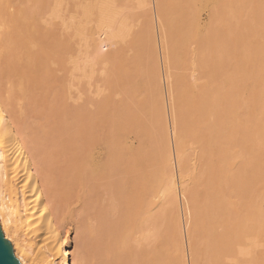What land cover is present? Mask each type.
Returning a JSON list of instances; mask_svg holds the SVG:
<instances>
[{"label": "bare ground", "instance_id": "obj_1", "mask_svg": "<svg viewBox=\"0 0 264 264\" xmlns=\"http://www.w3.org/2000/svg\"><path fill=\"white\" fill-rule=\"evenodd\" d=\"M14 1L15 0H0V60H1V63H0V226L2 227V230L4 232L3 234L5 235V237L11 240V242L13 244L14 253L16 254V256L19 259V261L21 262V264H75L76 263V262H74L75 259L72 258V245H71L72 242L69 241L70 239L68 240V236H67V232H66L67 230H65L64 232H62V231L64 230V228L68 224L69 225H68L67 228H69L70 224L75 223V217H77L76 220H78L79 216L76 215L78 212L76 213L75 211H79V209H80L79 207H82L84 204L88 203L87 202L89 200L88 197L91 198V199L94 197L95 203H96V198H97V196L99 195V193L101 191L100 190L101 188L99 189V186L100 187L102 186V185H99L100 181H105L106 179H108V178L110 179V177L113 178L114 175H116L115 178H117L122 183V186H124L125 189H126V191H125L126 196H129V198L134 197V196H137V197L140 196L141 201L137 202L138 205H135L136 207L135 206L134 207H135V209H138L137 206H140L139 207L140 209H138V210L141 211L143 206H147L148 208L149 207L151 208V207H154L155 205H157L156 204L157 201L154 200L155 199V194H156L154 190L157 189L156 188L157 186H161V188H163L165 185L162 186L161 183L162 182L164 183V179L167 180V178L166 177L165 178L162 177L163 181H161V177L158 176L159 172L158 173L156 172V171H158V169H157L155 172H153L154 174L157 173L156 178H155V176H153V177L151 176L152 178L150 177V179L147 182L146 179H147V176H148V166H149L148 160H147V157H146V154H148L147 153V147H146L147 145H144L145 143L142 144V142H138V143L135 144L134 142H131V141H122V140L119 141V139L118 140H113V139L109 140L108 135L110 134L111 131L109 132L108 130H109L110 125H104V124H106L105 121L103 122L104 124H102L101 122L97 121L98 118L96 117V114H95V112H94V110L92 108H91V111L89 113H88V111L86 112V115L84 116V118H86V120L83 118V119H79V121H78L77 120L78 117L75 118V122L76 121H78V122L81 121L82 123H84V121H85V123H87L89 125V128L87 127V129H88L87 132H84L83 131L84 129L82 128L83 130L79 129V131L83 135L82 137L80 136V133L79 134H76V133L72 134L71 133L70 137H68L67 140L60 141L62 139V137H64L65 134H66V130L64 129L63 126H61V124L64 122V117L72 116L74 114L73 110H71V109L75 108L74 106H76L73 100H75L76 97H78V99H79V98H82L84 96V95L81 96L83 91L80 90V87L82 86L81 84L84 83L81 80H84V79H82L81 76H78V78H75L76 76H74V73L72 72L73 71L72 68L76 69L77 67H78V70H77L78 72L75 75H77L79 73V71H83L84 70V69H82L80 67V66H82L81 62H79L80 61L79 60L80 56L76 55V53H74L76 51L73 48V47H75L77 45L79 46L80 43L76 45V42H75L76 40H74L75 46L71 45L72 49H71V47H68L69 45L67 46V48H66V46H64L67 49V51L69 49H71L70 51H72V52L68 51L69 53L72 54L71 55L72 59L70 60V62H69V60H66L67 63L70 66H73L71 68V70H72L71 73H70V70H69V72H67L69 74L73 73L72 78H62L64 76H61L60 75L61 73L59 74L61 76V78H59V77L55 78L54 75H53L54 74L53 72H52L53 73L52 74L53 78H50L51 77V73H50L49 69H53V68L50 67L51 61L50 62L48 61V58H49V60H51L50 57L49 56L47 57V55H46V45L49 44V43L44 45V42H46L44 40H46L47 36L45 34L46 33L45 30H44L45 33L41 32V30H43L45 28L40 29L41 28L40 27L41 23H42V25H44V24H43V21L41 22V20H42L41 16H40V19H41L40 22H39V18H37L39 16L38 14H40L41 12L37 14L38 16L36 15V17L33 18V16H31V15H33L34 13L33 14L31 13V15L27 13L28 11H31V8H30V10H23V8L22 9H18L20 7V5L17 4V5H19V7H17L15 5L16 2H14ZM80 1H81V3H80ZM82 1H83L84 5L86 3V6L84 7V9L86 11L84 13L89 12V14L91 16V18H89V20H90V23H89L90 25L89 26L93 25L94 29L92 28V30H90L91 33L86 31L85 28L88 27L87 26L88 24L87 25L85 24L86 20H85L84 16H82L83 18H80L81 14H80V16L77 15L79 17L78 23L81 24V19H84L85 21L84 20L83 21L85 23H84L83 26L79 25V27H78L77 26V21H75V19H74V21L76 23L75 27H77L78 29L76 30L77 33H75V31H71V32H73L75 34V36H76V34L79 35V33H78L79 28H81L79 30V31H81V30H83V27L86 25V27L84 28V33L86 31L85 35L88 37L89 34H90V36H91V37H88L91 40V43H90L91 46L88 44L89 43L88 42L89 39L87 38V40H86L88 42L87 44L90 46V49H87L88 52H87V50L84 51L82 48H81V50L79 49L81 52L84 51L83 54L85 53L83 58L81 57L82 58L81 60L84 59L88 63H92V62L96 63V61H97V64H99L100 66L101 65L102 66H105V65L107 66V64L111 63L112 60L113 61L117 60L115 55H111L108 52H111L113 50V48H114L113 46H115L116 44H117L116 47H118L119 43L120 44L123 43L122 42L123 40L121 41V39L123 37V33H122V37H121V31H124L125 29L124 30H121V29H122V26H123V19H126L127 17L123 16L122 10L120 8L121 6L119 7V5H118V0H78L76 3H79V4L83 5ZM155 1L156 2H154V3H156V4H154V5H155V8H156L155 9L156 13L155 12L154 13L156 14L157 28H158V32H159V33L157 32V35L158 34L159 35H158V39L156 38L157 41L154 42L153 46L150 44L148 46V49L151 48V51H149V52H152L150 54H153V55H154V51L155 50L160 49V53L158 52L159 51L158 50L157 54H158V58L160 56L162 61H163L162 63H163L164 66L162 68L165 71V69L167 68L166 65H167L168 61L171 62V61L175 60V62L174 63L172 62L171 65L175 64L178 67H179V65L181 66V64L183 65V63H182L183 61L182 60L184 59V57H183L184 54L180 53V52H183V49L181 48L182 49L181 50L180 46L182 45V43L185 45V42H187L189 39L188 40L184 39L182 43L176 42V40L180 39V38L177 37L178 30L171 31V29H170L171 27H169L170 26L169 23L171 21L166 18V20H167V22H166V20L164 18L165 11H163V8H165V7L161 6L162 1L161 0L160 1L159 0H155ZM19 2H20V0H19ZM40 2L37 1L36 5L40 6L39 8H40V11H41L42 10L41 8H42L43 4H41ZM63 2L67 3V1L65 2V0H56L53 4H52V2H50L51 3L50 5L52 7L54 5L62 6L61 3H63ZM137 2H138V0H137ZM147 2H149V1H147ZM120 3H122V2H120ZM192 3H194V2H192ZM26 4H28V2ZM79 4H76V5H79ZM142 4H143V2H142ZM187 4H188V2H187ZM81 5L79 7H81V10H83L82 7L84 5L83 6H81ZM149 6H150V4H149ZM158 6H159V8H158ZM46 7H48V9L50 10L49 6L46 5ZM63 7H66V8H69V9H70V7L72 8V6H70V4L68 5V7L67 6H63ZM76 7L78 8V6H76ZM86 7H88V8H86ZM43 8L45 9V6ZM56 9L59 10V8H56ZM88 9H89V11H87ZM151 10H152V8H151ZM62 11H63V8H62ZM64 11H66L65 8H64ZM75 11H77V10L75 9ZM75 11L73 13H75ZM42 12L44 13V11H42ZM46 13H48V12H46ZM149 13H150V11H149ZM151 13H153V11H151ZM48 14H50V13H48ZM54 14H56V11H55ZM61 14H63V13H61ZM66 14H71V12L70 13L67 12ZM58 15H60V14L58 13ZM50 16H51V14H50ZM55 16H57V15H55ZM77 16H75V18ZM85 16H86V14H85ZM151 17H149V18H151ZM57 18H58V16H57ZM64 18H66V17H64ZM146 18H147V16H146ZM61 19H63V18H61ZM61 19H58V20H61ZM209 19H212V18L210 17ZM214 19L216 21L217 18L214 17L211 21H213ZM64 20H66V22L69 21L68 19H63L61 21L63 22ZM89 20H87V21H89ZM128 20H129V18H128ZM128 20H126V21L129 22L130 20L129 21ZM142 20H143V18H142ZM61 21H59V23H58L59 25L60 24L63 25V23H60ZM83 21H82V23H83ZM126 21L124 22L125 23L124 26H126L127 24H130V23H126ZM45 22H47V21H45ZM179 22H181V21H179ZM64 23H65V21H64ZM91 23H93V24L91 25ZM137 23H138V21H137ZM215 23L216 22L212 23V22L209 21L210 26L208 25V27H210V29H215V28H213V27H215V25H214ZM65 24H67V23H65ZM68 24H70V23L68 22ZM71 24H74V23L71 22ZM149 24H151V23H149V21H148V25ZM59 25H58V27H59ZM74 25H71V26H74ZM229 25H230V23H229ZM63 26H60V28L61 29L64 28V27L66 28V26L69 27L70 25H66L64 27ZM131 26H132V24H131ZM141 26H143V25H141ZM154 26H156V25H154ZM154 26H152V27H154ZM69 28H71V27H69ZM139 28H140V26H139ZM168 28H169L170 32L167 31ZM177 28H179V27H177ZM57 29H59V28H57ZM87 29L89 30L90 28H87ZM130 29H132V27H130ZM200 29H202V28H200ZM62 30L64 31L65 29H62ZM70 30L67 31L68 34L70 33L69 32ZM96 30H97L98 33L96 32ZM147 30H149V29H147ZM152 30H153V28H152ZM154 30H155V28H154ZM234 30H235V28H234ZM131 31H129V32L131 33ZM240 32H245L246 34L240 33ZM96 33H97V35L99 34L97 37H96ZM109 33H113V34H115V35H117L119 37V39H117L116 42H111L110 43V44H112L111 47H113V48H111L109 46V43H107L109 41L107 40L106 43L111 48L110 49L111 51L107 50L108 48L107 49L105 48V44L106 43H104V40H105L104 39L105 38L104 34H109ZM124 33H126V31ZM150 33H152V32H150ZM150 33H149V35H150ZM154 33H155V31H154ZM219 33H220L219 31H215L213 34L206 36L204 42L205 41H207L209 43L212 42L213 45L211 43H210V45H212V46L203 44L205 47H203L202 45H201L202 47H198L199 52L200 51L203 52V50H202L203 48H204L205 52H206L207 49H212V48L221 50V46L222 45L220 47L218 45L216 46V44L219 43V37H220V34H221V33L220 34ZM247 33L248 32H246L245 30H240L236 34H238V36L241 35L242 38H243V36L247 35ZM47 34L48 35L51 34V36H53L52 33H47ZM70 34H72V33H70ZM155 34H153V35H155ZM213 35H214V38H213ZM128 36H129V34H128ZM238 36L236 38L237 41H239V42L241 41L240 42L241 44L244 43L242 41L246 42L247 38L246 39H240L241 37H238ZM49 37H50V35H49ZM49 37H47V38H49ZM76 37L78 38V36H76ZM51 38L52 37H50V39ZM54 38L57 39V37H55V36H54ZM80 38H82V37H80ZM83 38H82V40H84ZM130 38H129V40H130ZM175 38H176V40H175ZM126 39H128V38H126ZM230 39H231V37H230ZM49 41H51V40H49ZM125 41H124V43H126ZM179 41H182V40L180 39ZM196 41H197V39H196ZM80 42H82V41L80 40ZM128 42L130 43V41H128ZM207 42H205V43L207 44ZM220 42H221V40H220ZM178 43H179V46H178ZM57 44L60 45V43H57ZM80 45H83V44H80ZM124 45L127 47L128 44L127 45L124 44ZM184 45H182V47H184ZM186 45H188V44H186ZM52 46H53V44H52ZM89 46H88V48H89ZM59 47H60L59 49L63 51L64 47H63V49L61 48V46H59ZM128 47L130 48L129 45H128ZM131 48H133V47H131ZM190 48H192V47H190ZM130 49H129V51H130ZM198 49H195V48H194V50L192 49L193 50L192 53H191L192 50H189L190 53L192 54V56L190 55V58H188L190 53L187 54V55L185 53V55L187 57V58L185 57L186 58L185 61L187 62V59H189L188 63L190 61V71H191V73L188 71L190 73V78H192L193 81L197 82V79H198L197 76H199V74H200L199 80H200V78L204 79V82L202 80V82L199 83V84L197 82V86L195 85L196 88L198 87L196 93L194 92L195 88H193L192 83H191V85H192L191 89L186 88L184 79H182V77H185V76L182 75L181 72H178V69H179V71H181L180 68L176 69L177 72H178L177 75H176L177 78H176L175 74L172 73V75L174 74L173 75L174 77L173 76L172 77L174 79L176 78V82L175 83L177 84V87H178L177 90H179L178 91V102H179V107H180L179 120H180L181 133L186 135L187 133L191 134L192 132H194V133L196 132L197 133V137L200 140V143L201 144L204 143L202 145H200V144L199 145L200 146L204 145V147L206 149V154L208 153L210 155H213V156L217 157V159L219 158L218 159V163L221 161V162H223L222 165H225L228 162L227 165L229 166L231 163L228 161V159H232V157L230 158V156H229V153L231 151H226V150L228 148L230 149V147H232L233 145H229V147L227 149L225 148L226 149L225 151H223L222 148L224 147L223 144L224 143L226 144V142H227V144H228V142L236 144V142H237L236 141L237 140L236 139V135H238V134H236V125H238V128H239V127H241L242 123L244 124V121L243 122L241 121L242 120L241 117H245V115H244L245 112L246 113L247 112H251V113L252 112L253 113L260 112V114L262 113L261 114L262 116L260 115L261 118H263V115H264V52H263L264 50H262V49H260L258 47H254V46L250 47V48L249 47H235V48L232 49V51L231 50L226 51L227 49L225 51H223L220 54V56L218 57V59H213V61H211L212 57L211 58L210 57L209 58L206 57L207 59H211L210 61H206L207 59L206 58L204 59V56H203V59L205 61H203V59H202V62H200V61H198V57L200 59L201 58L200 56L202 54L198 52L200 56H197V53H195V55H194V52L198 51ZM53 50H51V51H53ZM60 50H58L59 53L62 52ZM116 50L117 51H115V49H114V52L117 55V52L121 51L120 50V46H119V50L117 48H116ZM124 50H126V49H123V52H124ZM68 52H65V54H64V51L62 52L63 55L62 54L61 55L62 56L65 55L66 57L64 56V57H62V59L59 57L60 60L62 61V63H61L60 60H58L59 58H57L59 63L57 61H55L56 64L58 63V65H54L55 67L59 66L61 64H63V66H64V61L63 60H65V58L67 59L70 56V55H68L69 54ZM81 52H80V54H81ZM121 52H119V54ZM73 53L76 55V57L79 60L78 63H80L81 65H79L75 61L76 57L75 58L73 57L74 56ZM78 53H79V51H78ZM168 53L172 54V57L174 56L173 53L176 54L175 57H174L175 59L172 60V57L169 56ZM47 54H48V52H47ZM127 54H129V53H127ZM157 54H155V55H157ZM180 54H182V56ZM67 55H68V57H67ZM155 55H154V57H155ZM205 55H208V54H205ZM112 56H114L115 60L112 58ZM125 56H126V54H125ZM150 56H148V57H150ZM54 57H53V59H54ZM92 57L94 58V60L91 59ZM129 57H130V54H129ZM154 57L153 56L151 57L153 60L152 59H149V60H151L153 62L154 61H158V58H156L154 60ZM73 58H74V60H73ZM169 58H171V61H170ZM69 59H70V57H69ZM135 59H137V58H135ZM72 60H73V62H72ZM151 61H150V63H152ZM55 62H53V64H55ZM117 62H118V60H117ZM186 62L184 63V67L186 66L185 68L188 67V65H187L188 63L186 64ZM76 63L78 64L77 66H75ZM82 63H85V62H82ZM115 63H116V61H115ZM156 63H158V62H155V65H157ZM159 63H161L160 62V58H159ZM97 64H93V65H97ZM152 64H154V63H152ZM48 65H49V67H48ZM88 65L92 66V64H88ZM88 65H87V67H88ZM115 65L113 66L114 68H115ZM119 65H120V63H119ZM169 65H170V63L168 64V67H169ZM63 66L61 65L60 67L63 69L65 67V66L64 67ZM84 66H86V65L83 64V67ZM158 66L159 67L156 66L157 68H155V69L150 66L151 69L154 70L153 71L154 72L153 73L154 76H152L153 78L151 76L148 77L150 80H148V82L145 83V85H143L144 88H150L151 89L152 87H150V86L158 85V83L156 82V79L158 80V78L160 80V81L158 80L159 82L163 81L162 80L163 78L161 79V74H162L161 67H160V65H158ZM94 67H96V66H94ZM94 67L90 68V69H93L92 71H89L88 70L89 68L88 69L86 67L85 68L88 70L89 73L90 72L94 73L95 72L94 70H97V68L94 69ZM144 67L145 66H143V68ZM184 67L181 66L183 71H185ZM61 68L58 67L57 69H53V70H56V71H54V72H56L55 75H57L59 72H61V70H62ZM110 68H112V67L110 66ZM119 68H120V66H119ZM158 68H160V70ZM198 68H202V69L201 70L199 69V72H198V70H197ZM67 69H66V71H67ZM98 69L100 70L99 66H98ZM106 69H107V67H106ZM122 69L123 68H121V70ZM151 69L149 68V70L151 71V72L149 71L150 74H152V70ZM169 69L171 70V72H173V70L175 68L172 70V68L169 67ZM112 70H113V68L111 69V71ZM124 70H125V68H124ZM176 70H174L175 73H176ZM84 71H86V70H84ZM136 71L139 72V70H136ZM166 71H167V69H166ZM109 72H107V73H109ZM121 72H119V74ZM171 72H170V74H171ZM188 72H187V74L185 72H183V74H185L186 77H187V76H189ZM67 73H64V74H67ZM85 73L87 74V72H85ZM97 73H98V71H97ZM97 73H94V76ZM179 73H181L180 74L181 76L179 75ZM91 74L92 73H90V76H91ZM150 74H148V75H150ZM97 75H100V74H97ZM114 75H116V74H114ZM73 76H74V78H73ZM86 76H88V75H86ZM86 76H84V78ZM92 76H93V74H92ZM117 76H118V74H117ZM124 76H125V74H124ZM79 77H81V79H79ZM118 77H116V78H118ZM169 77H170V75L166 76L167 81H168L167 82L168 85H166V86H169V83H170L169 82V80H170ZM93 78H95V77L89 78V76H88V79H89L88 80L87 77H86L87 81L85 79L86 83H84L85 89L81 88L83 90H86V93H89V94H86L87 97L91 93H93L92 95H90L91 97L89 96L92 101L94 100L93 97L95 95L94 92H93L95 90L92 91V89H94L95 85L98 83V79L95 78L97 80L96 81ZM143 78H145V74H144ZM91 79H93V80H91ZM102 79H103V77H102ZM113 79H115V77ZM119 79H120V77H119ZM125 79H127V78H125ZM187 79L188 78H186V80ZM118 80H116V81H118ZM102 81H104V80H102ZM109 81L107 80V83H109ZM145 81H146V79H145ZM188 81H190V80L188 79ZM112 82H115V80L112 81ZM112 82L110 84L111 87H112V84H113ZM143 82H144V80H143ZM103 83H105V82H103ZM119 83H121V81ZM153 83H155V84H153ZM124 85L122 84V86H120V88L123 87ZM170 85H173V84H170ZM113 86H114V84H113ZM86 87H87V89H86ZM126 87L128 88V86H126ZM157 87L158 86H156L155 88H157ZM159 87H160V85H159ZM173 87H174V85H173ZM114 88H113V90H114ZM120 88H119V90H120ZM108 89H110V87ZM101 90H103V89H101ZM128 90H129V88H128ZM155 90H157V89H155ZM158 90H159V88H158ZM80 91H81V93H80ZM123 92H124V90H123ZM146 92H145V94H146ZM150 92H152V91H149L148 95H150ZM168 92H170L169 89H168ZM77 93L78 94L80 93V94L77 96ZM117 93L120 94V92H117ZM128 93L130 94V92H128ZM83 94H85V93H83ZM138 94H140V93H138ZM151 94H152V99H153V93H151ZM140 95L142 96V93ZM168 95H170V96H168ZM79 96H81V97H79ZM114 96H115V94H114ZM141 96H138V95L136 96L135 95L134 97H136V98L138 97V99H139V97H141ZM159 96H160V92H157V94L155 95L154 100H152V101H149V99H151V97H149L147 99L148 101L146 100L147 102H145L143 104V108L138 103L139 100H137V102H136L139 105H135V104L127 102L128 105L129 104L134 105V106H132V108L136 106L139 111H140V109L141 110L144 109V110H142V112L140 111V114H138L139 117H141L140 118L141 119L140 120V124H139L141 130L146 129V128H150V127H147V126H149V124H151V126L154 127V129L156 130V133H157L159 131L158 125H164V124L167 123V117L168 116L166 114H168V113H166L167 111H166V108L164 107L165 106V102H164V99H163L164 97H163V95H161V98H159ZM176 96H177V94H176ZM104 97H105V94H104ZM130 97H131V95H130ZM167 97L170 98V101L172 103L171 94L170 93L167 94ZM245 97H246V99H245ZM120 98H122V97L120 96ZM131 98L133 99V97H131ZM131 98H129V100ZM90 99H89V101H91ZM114 103H115V101H114ZM85 104H86V102H85ZM109 104H111V102ZM91 105L92 104H90V106ZM149 105H151V106L149 107ZM147 106L149 108H145ZM130 107H131V105H130ZM95 108H97V107H95ZM126 108H129V107H126ZM132 108H130V109H132ZM80 109H83V108H80ZM124 109H125V107L123 108V110ZM126 110L128 111V109H126ZM135 110H136V108H135ZM135 110H133V111H135ZM66 111H68V112H66ZM31 114L33 115L34 119L30 118V116L32 117ZM147 114L150 115V116H148ZM238 114L241 116V117L239 116L241 120L238 119ZM134 115H137V114H134ZM142 117L147 118V121L146 120L145 121H146V123L148 125L145 123V121H144V119H142ZM172 117H173V115H172ZM258 117H259V115H258ZM162 118L165 119L166 122L163 123ZM255 118L256 117H253V119H255ZM130 119L128 121L129 124H133V123L136 122V121H134V119H131V120ZM30 121H32V123L35 121L34 126H33L32 123H30ZM245 121H246V124H247V121L249 122V120H245ZM78 122H76V123H78ZM257 122H259V119L257 120ZM73 123H74V121H73ZM125 123H127V121ZM250 123H251V120H250ZM254 123H255V121H254ZM124 124H122L121 127L126 126ZM35 125H36V127H35ZM107 126H109V127H107ZM243 126H245V124ZM248 126L251 127V125H248ZM254 127L256 128L257 125L254 126ZM259 127L260 126H258V128ZM238 128H237V130H239ZM75 129H76V127H75ZM110 129H111V127H110ZM119 129H120V125H118L117 128L114 127V132L118 133L120 131ZM138 129H139V127H138ZM173 129H174V125H173ZM260 129H261L260 131L263 130L261 132V134H262L264 132V128H260ZM247 130L250 131V128H247ZM251 130H253V129H251ZM256 130H257V128H256ZM88 131H90V133ZM131 132H132V130H131ZM250 133L253 134L252 131ZM255 133H257V132H255ZM160 134H161V132L158 133V135H160ZM174 134H175V130H174ZM109 136H111V135H109ZM261 137L262 136H260V138ZM169 139H170L169 136L165 135V138L163 139L162 144H160L159 150L162 153V154H160V156H162V157L166 154L165 151H167V150H168V153L170 152V156L173 157L172 156V145H171V142H170ZM256 139H258V138H256ZM261 139H264V138H261ZM241 143H240V145H242ZM166 144H167V146H166ZM180 145L181 144H178L179 150H180ZM255 145H256V143H255ZM258 145H259V143H258ZM260 145H264V143L260 144ZM192 146H194V145H192ZM225 147H226V145H225ZM258 147H260V146H258ZM262 147H264V146H262ZM262 147H261V149H262V151H264ZM200 148L202 150V147H200ZM261 149H256V151L257 150L261 151ZM159 150H158V153H159ZM182 150H184V149H182ZM250 151H252V150H250ZM259 151H257V152H259ZM183 152L184 151H182V153ZM185 152H186V150H185ZM239 152H240V149H239ZM261 152H259V153H261ZM232 153H230V154L232 155ZM183 157H185V156H183ZM198 157H199V155H198ZM176 158H177V156L175 157V159ZM181 158H182V155H181ZM204 158H205V156H203V157L201 156L200 159L196 160L197 163H198L199 160H202V159L205 160ZM254 158H256L255 159V161H256L255 164L256 165L253 166V170H252V168H247L246 169V171L248 170L247 174H246L247 176L243 177V179L246 180V181H243L242 179H240L243 182L242 183L243 185L240 183L242 185V187H241L242 190L239 189L240 191H242V193L240 192V195H242V196H244V194L248 195L247 199L250 201V203L252 201V198L254 200L253 201V203H254L255 200H256V197H257V191L258 190L256 191L255 185L258 183V181H260V179L263 180V178H264V177L262 178V176H264V156H262L261 158L259 156H257V157L255 156ZM185 159H187V158H185ZM226 159H227V162L224 163ZM166 160L167 159H165L164 162ZM188 160H184V161H188ZM207 160L209 161V159H206V161ZM171 161H168L167 164H166V162H165V164L164 163L163 164L164 165H168L169 164V167H170V164H171L170 162ZM210 161H212V160H210ZM230 161L232 162V160H230ZM234 161L235 160H233V162ZM202 163H203V165H206L204 162H202ZM163 164H161L162 166H159L160 168L162 167L161 168V172H160V174H162V176H163L164 173H166V171H165L166 168H163L164 167ZM178 164L181 165L182 161H181V163L179 162ZM194 164L192 165V167L193 166L195 167L197 165V164L196 165H194ZM219 164H221V163H219ZM219 164H218V167H219ZM252 164L249 167H251ZM180 165H178V166L180 167ZM199 165H201V164H199ZM199 165H198V167H199ZM227 165L226 166H222V167L227 169L226 173H228V172L230 173L231 171L234 172L233 169H231V171L229 169V171H228L229 167ZM208 166H209V164H208ZM183 167H185V171H186V169H188V168H186V167H188L187 164H186V166H183ZM180 168H182V167H180ZM200 168H203V166L200 167ZM208 168H210V166ZM233 168H236V167H233ZM243 168H244V166H243ZM195 169H196V167H195ZM202 171H203V169H202ZM206 171H207V169L205 170V173H206ZM208 171H209V169H208ZM212 171H213V169H212ZM218 171H219V169H218ZM220 171L222 172V169H220ZM223 171H225V169H223ZM167 172H168V168H167ZM173 172H175L174 169H173ZM239 172H238V174H239ZM244 172L245 171H243V173ZM186 173H187V171H186ZM223 173L224 172H222L221 175ZM231 173H230V176L232 177V179L229 178L230 179L229 180L227 178V180H229V181H227L228 183H226V184H229V182H231L232 180L234 181L233 175H231ZM167 174H169V173H167ZM167 174H166V176H167ZM177 174H179V173H177ZM208 174H210V178H212L213 172H209ZM180 175H179V177H180ZM216 175H217V169H216ZM234 175H236V172H234ZM239 175H237V176H239ZM202 176H204V175H202ZM218 177H219V174H218ZM218 177L216 178L217 179L216 182L221 178V176H220L219 179H218ZM227 177H229V175ZM234 177H236V176H234ZM115 178H113V179H115ZM173 178H171V179L173 180ZM196 178L197 177L195 175V179ZM208 178H209V176H207L206 179H208ZM153 179H154V181H153ZM223 179L224 178H221L220 180H223ZM174 180H175V178H174ZM180 180H181V177H180ZM212 180H214V177L212 178ZM110 181H113V180H110ZM197 181H195V182H197ZM235 181H236V179H235ZM235 181H234V183H235ZM168 182L170 183L171 181H168ZM225 182H226V180H225ZM104 183H106V182H104ZM174 183H175V181L174 182L172 181V184H174ZM181 183H182V181H181ZM191 183L189 185H191ZM221 183H222V181H221ZM231 183H230V185H231ZM213 184L215 185L216 183H214V181H213ZM223 184H225V183H223ZM240 184H238V185H240ZM115 185H114V189H115ZM184 185H186V184H184ZM184 185H182V186H184ZM111 186H112V183H111ZM219 186H222V185H219ZM104 187H105V185H103V190H104ZM212 187L214 188V186H212ZM107 188L111 189L110 187H107ZM173 188L174 187H164L163 190L167 194L170 195L171 192L173 191ZM198 188H200V187H198ZM219 189L221 190L222 187L219 188ZM225 189L227 190L228 188L225 187ZM233 189H234V187H233ZM146 190H148V191L151 190L150 192H152V193L154 192L155 193V194H153L154 195L153 199H151V200L148 199V197H150L149 194H151V193H149ZM174 190H175V188H174ZM196 190L194 189V191H196ZM106 191L107 190L105 189V192ZM143 191L145 193L147 192V194L149 193L148 196H147V199L150 200L149 202L148 201L146 202L145 201L146 199H144L146 197L145 195H147V194L144 193L145 197H142ZM176 191H173V192H176ZM179 191H181V190H179ZM192 191H193V189H192ZM196 192L199 193L198 191H196ZM227 192H230V191L227 190ZM184 193H185V191H184ZM213 193H214V191H213ZM222 194L223 193L217 191L216 193H214L212 195V198H211L212 201H211V199L209 200V202H210L209 206L206 207L207 205H204L206 207V209L210 208L209 209L210 211L211 210H215L214 212H216L215 213L216 217L215 216L214 217H215V219L218 217L217 220H219V223H221V227H222L221 228V227L217 226L219 229H221L220 233H218L219 232V229H218V232H217L218 235L213 232L215 235L212 234V236H211L210 233H208L206 231L210 237L208 236L209 238L208 239L206 238L207 241H208L207 243L209 244V247H208L207 243H206L207 247L206 246L205 247L207 249L209 248L210 250H209V253H207L208 252L207 249L204 250V251H205V254L207 253L206 255L210 257L209 260H212V263H211V261H209V262L211 264H213V261H214V264H236V260L241 259V257H243V259L245 258V259L248 260L247 264H264V241L260 240V235L259 236H251V235H249V231L252 230V228H250V227H253V226H249V228L246 227V229H244V227H242L244 230L242 229L240 231V233L238 232L239 233V238L236 236V230L238 231V229H236V225H237L236 223H238V224H240L241 222H243V223H249V222L255 223V222H257L256 220L259 219L258 221L261 220V222H262V223H260V225L261 224L264 225L263 224V222H264L263 220L264 219L263 220L260 219L261 215H262V209H261L262 206L260 207L259 210L258 209H254V210L251 209L253 211H251L249 213V215H247L244 218H242L243 220H241V222L237 221L240 218L239 216H237L238 214L236 216L239 217V218L237 219L236 216H235V218H234L235 221L234 222H231V219L228 216L229 219H230L229 220V222L231 223L230 224L228 222V220H227L228 219L227 218V214H229V213H227L226 209H229V208L231 209V207L232 208L233 207L236 208V196H237L236 195V189L233 190V192H232L234 200L232 199V197H230L232 199V203L227 200V202L230 203V205L227 204V202H225V200H224L226 198L224 196L225 194L224 195H222ZM206 195H209V194H206ZM232 195L230 194V196H232ZM111 196H113V195H111ZM126 196H124V197H126ZM157 196H156V198H157ZM189 196L192 197V195H189ZM172 197H173V195H172ZM194 197L195 196L192 197L193 198L192 200L195 201ZM196 197L199 198L197 195H196ZM151 198H152V195H151ZM208 198H210V197H208ZM131 199L134 200L133 198H131ZM99 200H101V199H99ZM113 200H114V198H113ZM122 200H124L123 197H122ZM165 200H166V198H165ZM107 201L110 202L108 198H107ZM167 201H166V203H167ZM177 201L174 202V201L171 200L173 205L177 204ZM242 201H243V199H242ZM238 202L239 201L237 200V203ZM124 203H126V202H124ZM144 203H145V205H144ZM257 204H259V203H257ZM131 205H133V204H131ZM188 205H190V204H188ZM197 205H195V206H197ZM263 205H264V202H263ZM87 206H88V204H87ZM117 206H119V205H117ZM168 206H170V205H168ZM176 206H177L176 208H178V204ZM202 206H203V204H202ZM77 207H78V210H77ZM91 207H92V205H91ZM111 207H112V205H111ZM134 207L132 206V208H134ZM166 207L167 206H165L164 209H166ZM101 208H103V207L101 206ZM132 208H130L129 210H126V212L130 211V210H134L135 211V209H132ZM199 208H200V206H199ZM253 208H254V206H253ZM116 209H118V207ZM119 209H121V208H119ZM154 209H156V208H154ZM191 209H192V207H191ZM208 209H207V211H208ZM246 210L250 211L249 207ZM246 210H245V212H246ZM210 211H208V212L210 213ZM109 212H106V213H109ZM119 212H117V213H119ZM187 212H188V209H187ZM198 212L200 214V211H198ZM231 212H233V211H230V213ZM103 213H104V210H103ZM128 213H130V212H128ZM131 213H133V212H131ZM154 213L155 212H153V214ZM167 213H169V212H167ZM172 213H174L173 210H172V212L169 213V216L170 215L172 216ZM123 214H125V213H123ZM231 214H230V216L232 217ZM87 215H89V213H87ZM194 215L198 216L197 214H194ZM210 215H212V214H210ZM148 216L150 217L149 214H148ZM200 216H198V217H200ZM233 216H234V214H233ZM243 216H244V214H243ZM198 217H196V218H198ZM203 217L201 219L202 221H203ZM206 217H207V215H206ZM256 217H257V219H256ZM106 218H108V215H107ZM164 218H165V215H164ZM207 218L209 220V217H207ZM104 219H105V216H104ZM134 219L135 218H133V220ZM119 220H120V218H119ZM194 220L195 219H193V221ZM211 220H212V218H211ZM107 221L109 222L108 219H107ZM166 221L167 220H165V222ZM204 221H205V219H204ZM220 221H222V222H220ZM120 222H121V220L119 221V224H120ZM136 222H139V221H136ZM169 222L171 223V221H169ZM206 222H207V220H206ZM215 222H216V220H215ZM215 222H214V219H213V223L210 222V224H214ZM104 223H105V221H104ZM112 223H114V222H112ZM123 223H124V221H123ZM173 223H175V225L178 224V222H177V220H176V218L174 216H173ZM203 223L205 225V228H207L206 227V223L205 222H203ZM117 224L118 223H116V225ZM129 224L130 223H128L127 226H129ZM208 224H209V222L207 223V226H208ZM210 224H209L208 228L211 227ZM246 225L247 224H245V226ZM105 226H107V225H105ZM113 226H115V225L113 224L112 227ZM155 226H156V229H157L158 226L157 225H155ZM179 226H182V225L180 224ZM199 226H201V224ZM212 226H214V225H212ZM89 227H91V226L89 225ZM112 227H111V230H112ZM161 227H162V225H161ZM170 227H171V225H170ZM260 227H262V232L260 231V233H264V226H260ZM174 228H175V226H174ZM171 229H173V228H171ZM176 229L179 230L177 228V226L174 229V231L178 233V231ZM191 229H192V227H191ZM115 230H116V228H115ZM115 230H112V231H114V233H115L116 232ZM148 230H150V228ZM165 230H166V228H165ZM180 230H182V229H180ZM202 230H204V229L202 228ZM205 230H208V229H205ZM239 230H240V228H239ZM254 230H255V228L252 231H254ZM259 230H260V228H259ZM85 231H87V230H85ZM141 231H143V230H141ZM200 231H201V229H200ZM211 231H212V229L210 228V232ZM88 232H90V231H88ZM94 232H96V231H94ZM122 232H124V230ZM153 232L155 233V231H153ZM164 232H166V231H164ZM171 232L172 231H170L169 233H171ZM187 232H186V234H187ZM138 233H140V231ZM156 233L158 234V232H156ZM181 233L183 234V232H181ZM193 233H196V232H193ZM175 234L176 233L170 234L172 236V240H173V244H171V245L172 246L174 245V250L170 247V245L168 247H170L172 249V251L174 252V254L176 255L177 258L175 257V260L177 261V263L180 260V264H188L190 262L187 263V261H186L187 259H186V256H185L186 254L184 255V247H185V245H183L184 237L182 238V236H181L182 234H180V233H179V235L177 234V236ZM94 235H95V233H94ZM197 235L199 236V234H197ZM113 236H114V234H113ZM152 236H155V235H152ZM179 236L182 239H179L178 238ZM202 236H203V234H202ZM94 237H92V238H94ZM111 237L112 236H110V238ZM147 237L148 236H146V238ZM167 237H169V236H167ZM189 237H190V235H189ZM110 238H109V240H111ZM236 238L240 239V241L238 243H236V240H238ZM116 239H118V238H116ZM151 239H152V237H151ZM126 240L127 239H125V241ZM170 240H171V238H170ZM189 240H191V242H192L191 243L189 241V244H191L190 247L192 248L191 249V253H190L191 255H189V256H191V260L190 261H191L192 264H197L198 262H197L196 259H197V257H200L201 254L200 255L197 254L199 250H197V251L194 250L195 247H197L196 243L194 241H192V239H189ZM148 241H149V239H148ZM157 241H158V243H162V239L157 240ZM98 242H100V244L97 245V246H99L100 250L98 249V247H97V249H98V251H100L99 254L101 255V257L99 256L100 260H99V263H97V264H114L113 262L115 260H116L115 262H117L116 258H115V260L113 259L114 261L112 260L113 262L111 261V259H109L110 257L108 258V253H109V255L111 257L112 256L115 257L114 255H116V257H118L117 256L119 254L118 250H117L118 253L117 252L115 253V251H114L116 249V248H114L115 244L110 246L109 244H111V243L107 242V243H109L108 244L109 247H111L110 251H108L109 249L106 247L107 244L105 243L106 246H104L102 239L99 240ZM123 242H124V239H123ZM153 242H154V240H153ZM117 243H116V245H117ZM165 243L166 242H164V245H166V246L169 244V243L168 244L167 243L165 244ZM127 244L128 243H126V245ZM131 244H133V243L131 242ZM126 245H123V246H125V249L127 248L126 250H124V248H123L124 252L126 251L125 253L122 251V253H124L123 255L129 254V252L131 254V251L129 249L130 247L127 245L129 247L128 248V247H126ZM161 245L163 246V243ZM130 246H132V245H130ZM147 247L148 246H146V248ZM131 248H133V246ZM188 248H189V246H188ZM261 248H262V250H261ZM111 249L113 250L112 252H111ZM142 249H143V246H142ZM154 249L152 247L150 249V250H152L151 252H153ZM159 249H160V247H159ZM161 249L165 250L164 248H161ZM185 249H187V248H185ZM127 250H128V252H127ZM168 250L171 251L170 249H168ZM136 251H135V253H137ZM138 251L140 253L139 249H138ZM95 252H97V251L95 250ZM95 252H93V253H95ZM144 252L143 253L141 252L144 255V257L141 256L142 259L145 258L144 261L142 259H140L141 262H139V260L136 259V257H134L135 261L138 260V262L141 263V264L142 263L143 264H164L163 261H165V260H162V259L169 255V253H168L167 255L164 256L163 254H165L166 251L165 252L162 251L163 252V254H162L163 258H161L160 257L161 255L158 256L157 254H155V253L158 252V249H157V251H154L155 253L154 252L153 253H151V252L150 253H146V252H148V251H146V249H144ZM111 253H112V255H111ZM133 253H132V255L129 254L130 257L131 256L133 257ZM135 253H134V256H139L138 254H135ZM86 254H88V253H86ZM171 254L173 255L172 252H171ZM123 255L121 256V253H120L119 257L122 258ZM202 255H201V257H202ZM211 256H212V259H211ZM127 257H128V255H127ZM81 258H83V257H80V259ZM85 258H86V256H85ZM137 258H140V256L137 257ZM78 259H79V257H78ZM123 259L125 260V256H124ZM149 259H150V261H149ZM165 259H167V257ZM171 259H173V258H170L168 260L170 261ZM206 259H207V257H206ZM97 260L98 259H96V261ZM128 260H129V258H128ZM133 260H130V261H133ZM202 260L204 261L205 258H203ZM82 261L83 260H81V264H82ZM86 261L87 260H85V262ZM118 261H119V259H118ZM169 261L168 262L166 261V263H171L174 260H171V262H169ZM123 262L124 261H122L120 263L122 264ZM78 263H79V261H78ZM125 263H127V262L125 261ZM130 263H132V262H130ZM239 263H241V262L239 261ZM242 263H243V261H242ZM116 264H118V263H116ZM127 264H129V263H127ZM132 264H134V262ZM204 264H206V262Z\"/></svg>", "mask_w": 264, "mask_h": 264}, {"label": "rangeland", "instance_id": "obj_2", "mask_svg": "<svg viewBox=\"0 0 264 264\" xmlns=\"http://www.w3.org/2000/svg\"><path fill=\"white\" fill-rule=\"evenodd\" d=\"M18 1V2H17ZM15 0L14 2H16L15 3V5L17 6V7H19V5H20V7L18 8V9H22L23 8V10H30V8H31V11H28L27 13L28 14H30L31 15V13L33 14V15H31V16H33V18H35L36 17V15L38 14V13H40V14H38L37 16V18H39V22H40V20H41V22L43 21V24L44 25H42V23H41V28L40 29H42V28H45V29H43V30H41V32H44V30H45V34H46V36L47 37H49V35H50V37H52L51 39H50V37L49 38H47L46 37V40H44V41H46V42H44V45H46L47 43H49V44H47L46 45V55H47V57L49 56L50 57V59L51 60H49V58H48V61L50 62L51 61V65H50V67H52L53 69H57L58 67L59 68H61L60 66L62 65L63 66V64H61L62 63V61L60 60V58L62 59V57H64V56H62L63 55V51H64V54H65V52H72V51H70L71 49H72V47H71V45H74L75 46V44H74V40H76L75 42H76V45L77 44H83V45H80L79 44V46L77 45V46H75V47H73L74 48V50L76 51V52H74V53H76V55H79L80 57H79V60H78V58L76 57V55L74 54V58L76 57V59H75V61L78 63V61L79 62H81V64H82V66H80L82 69H84V70H86V71H79V73L77 74V75H75L78 71V67L75 69V68H72L73 66H70L68 63H67V61L66 60H69V62H70V60L72 59V57H71V53H69L68 55H70L69 57H70V59H69V57H68V55H67V59L65 58V60H63L64 61V68L61 70V72H59L57 75H55V73L56 72H54V71H56V70H53V69H49V71H50V73H51V77L50 78H53L52 76L54 75V77L56 78V77H59V78H61V76H64V77H62V78H72V75H73V73H74V76H76L75 78H78V76H81L82 77V79H84V80H81L82 82H84V83H86L85 82V79H86V77H87V79H88V76H89V78H92V77H95L96 79H98V85L96 84L95 85V87H94V89H92V91L93 90H95V91H93L94 92V100L92 101L91 99H90V95H92L93 93H91L88 97L86 96V94H89V93H86V90H83V89H85V85H84V83L83 84H81L82 86L80 87V90L81 91H83V93H85V94H83L82 93V95L81 96H83L82 98H79L78 99V97H76V99L75 100H73L74 101V103H75V105L76 106H74L75 108H73V109H71V110H73V112H74V114L72 115V116H66V117H64V122L61 124V126H63L64 127V129L66 130V134H65V136L64 137H62V139L60 140V141H64V140H67V138L68 137H70V135H71V133L72 134H74V133H76V134H79L80 133V136L82 137L83 135L81 134V132L79 131V129L80 130H83L84 132H87V127L89 128V125L87 124V123H85V121H84V123H82L81 121L80 122H78L79 121V119H83L84 118V116L86 115V112L88 111V113L91 111V108L94 110V112H95V114H96V117L98 118L97 119V121H99V122H101L102 124H104L103 122L105 121V123L106 124H104V125H110V127H111V129H110V127L109 126H107V127H109V132H110V134L109 135H111V136H109L108 135V137H109V140H111V139H113V140H118L119 139V141H131V142H134L135 144L136 143H138V142H142V144H144V145H147L146 147H147V153L148 154H146V157H147V160H148V164H149V166H148V176H147V179H146V181L148 182V180L150 179V177L152 176H155V178H156V175H157V173L159 172V174H158V176L159 177H161V181H163V178H167V180L166 179H164V183L162 182L161 184H162V186H164V187H174L175 188V190H174V188H173V191H176L177 189V191L176 192H171V194L173 195V197H172V195L170 194H167L164 190H163V188H161V186H157L155 189L156 190H154L155 191V193L153 192H150V191H148V190H146V191H148L149 193H151V194H149V196L150 197H148V199H153L154 198V195L153 194H155V201H157L156 202V204L157 205H155L154 207H147V206H143V208H142V210L140 211V210H138V209H140L139 207L140 206H137V208L138 209H135V205H138V203L137 202H140L141 201V198H140V196H134V197H131V198H133L134 200H132L131 198H129V196H126V194H125V191H126V189H125V187L124 186H122V183L117 179V178H115L116 177V175H114V177L113 178H115V179H113V178H111L110 177V179L108 178V179H106L105 181H100V184L99 185H102L101 187L99 186V189L101 190L100 191V193H99V197L97 196V198H96V203H95V199H94V197L91 199V198H89L88 197V199L90 200H88L87 202V204H88V206H87V204H84L82 207H79L80 209H79V211H75L74 213L77 215V216H79L78 217V220H76V218L77 217H75V223H72V224H70V226H69V228H67L68 227V225L64 228V230L62 231V232H64L65 230H67L66 232H67V236H68V240L70 241V242H72L71 243V245H72V258H74L75 259V261L74 262H76L75 264H81V260H83L82 261V264H97V263H99V258L101 257V255L99 254L100 253V251H98V249H99V246H97V245H99L100 244V242H98L99 240H103V244H104V246H106V244H107V248L109 249H107L108 251H110V248L111 247H109V245L111 246V245H114V248H116L114 251H115V253L117 252V250H118V252H119V254L121 253V256L126 252H124V250H126L125 249V246H123V245H126V243H128L127 245L130 247H128L127 245H126V247H128L129 249H130V251H131V254H130V252H129V254L130 255H132V253L134 252L135 253V251L137 252V253H135V254H138L139 256H140V258H137V257H139V256H134V253H133V257L131 256L130 257V255L129 254H127L128 255V257H127V255L125 254V255H123V257L121 258V257H119V254L117 255L118 257H116V255H114L115 257H111L110 255H109V253H108V258L109 259H111V261L114 259L115 260V258L117 259V262H115L114 260V264H116V263H118V264H121L120 262H122V261H124L122 264H127V263H129V264H132L133 262H134V264H141V263H139V262H141L140 261V259H142V257L141 256H143L144 257V255L142 254L143 252H144V249H146V251H148V252H146V253H150L152 250H150L152 247H153V252L154 251H157V249H158V252L157 253H155V254H157L158 256L159 255H161L160 257L161 258H163V255L165 256V255H167L168 253H169V255L168 256H166L167 257V259H165L166 257H164L162 260H165V261H163V263L165 264L166 263V261L168 262L169 260L168 259H170V258H173V259H171V260H174L173 262H171V260L169 261V262H171V263H166V264H180V260H179V262L177 263V261L175 260V257H176V255L174 254V252L172 251V249L174 250V245L172 246L171 244H173V240H172V236L170 235V234H174V233H176L175 235L177 236V234L179 235V233L180 234H182L181 232H183V234L181 235L182 236V238L184 237V239H183V245H185V247H184V255L186 256V261H187V263L188 262H190L191 263V256H189V255H191L190 253H191V244H189V241L191 242V240H189V239H192V241H194L195 243H196V246L197 247H195V249L194 250H201L200 252L198 251V253L197 254H205V251L204 250H206L207 248V245H208V247H209V244L207 243L208 241H207V239L210 237L209 235H208V233H210V235L212 236V234H214V233H216L217 235H218V233H220L221 232V229H219L218 227H221V223H219V220H217L218 219V217L215 219V217H216V215H215V213L216 212H214L215 210H209L208 208V211H210V213L207 211V209H206V207H208L209 206V200L212 198V195L214 194V193H216L217 191L218 192H221V193H223L222 195H224L225 197V202H227V200L228 201H230L231 203H232V199H233V195H232V192H233V190H235L236 189V208H232L231 207V209L229 208V209H226V211H227V213H229V214H227V220H228V222H229V220L231 219V222H234L235 221V216L237 215V216H239V217H237L236 216V218L238 219L239 218V220H237V221H239V222H241V220H243L242 218H244L245 216H247V215H249V213L251 212V211H253L254 209H260V207H261V209H262V215H261V218L260 219H264V205H263V202H264V176H262V178H263V180L262 179H260V181H258V183L255 185V187H256V191H257V197H256V200H255V202L253 203V198H252V201H251V203H250V201L247 199L248 198V195H246V194H244V196H242V195H240V192L242 193V191H240L239 189H241V187H242V181L240 180V179H242L243 181H246V180H244L243 179V177L244 176H247L246 174H247V171H246V169L247 168H252V170H253V166L254 165H256L255 164V159L256 158H254L255 156L257 157V156H259L260 158L262 157V156H264V151H262V149H261V147L262 146H264V145H260V144H263L264 143V139H261V138H264V132L261 134V132L263 131H260L261 129L260 128H264V115H263V118H261L260 117V115L262 114H260V112H257V113H251V112H245V117H241L239 114H238V119H240V117H241V121L243 122L244 121V124H245V126H243L244 124L242 123V125H241V127H239L238 128V125H236V134H238V135H236V141L238 142H236V144H234V143H231V142H228V144H227V142H226V144L224 143L223 144V148H222V150L223 151H225L228 147H229V145H233L232 147H230V149L228 150H226V151H231L230 153H232V155L229 153V156H230V158L232 157V159H228V161L232 164H230L229 166L227 165L228 164V162H227V159L225 160V162L224 163H226L227 162V164H225V165H222L223 164V162H221L220 160V162L219 163H221V164H219L218 163V159H217V157H215V156H213V155H210V154H206V149H205V147H204V145L203 146H200V145H202V144H204V143H200V140L198 139V137H197V133L195 132H192L191 134H186V135H184L183 133H181V127H180V120H179V115H180V113H179V111H180V107H179V102H178V91L179 90H177V84L175 83L176 82V78H177V73L178 72H181L182 73V75H184L185 77H182V79H184V82H185V85H186V88H189V89H191L192 88V85H193V88H195L194 89V92L196 93L197 92V88L195 87V85L197 86V82H198V84L199 83H201L202 82V80H203V82H204V79H202V78H200V80H199V76H200V74H199V76H197V82L196 81H193L192 80V78H190V73H191V71H190V61H189V63H188V60L189 59H187V62L185 61L186 60V55L187 54H189L190 53V51L189 50H194V48L195 49H198V47H205L203 44H205V45H210V43L212 44V42H207V41H205V42H207V44L204 42V40H205V37L206 36H208V35H211V34H213L215 31H219L220 33V37H219V43H217L216 44V46L218 45L219 47L221 46V50H218V49H214V48H212V49H207L206 50V52L204 51V48L202 49L203 50V52H199V49H198V51H195L194 52V55H195V53H197V56H200L199 55V53H201L202 55L200 56L201 58L199 59V57H198V61H200V62H202V59H203V56H204V59L206 58V57H212L211 59H207L206 61H213V59H218V57L220 56V54L223 52V51H225L226 49V51H229V50H231L232 51V49L233 48H235V47H258V48H260V49H262V50H264V0H161L162 1V3H161V6L162 7H165V8H163V11H165V16H164V18H165V20H166V18L168 19V20H170L171 22L169 23V27H171L170 29H171V31H173V30H178V34H177V37L178 38H180L182 41H179L180 39H178V40H176V38H175V40H176V42H179V43H182L183 42V40L184 39H189L187 42H185V45L186 44H188V45H184L183 43H182V45H184V47H182V45L180 46V49L182 48L183 49V52H180V53H183L184 55H183V57H184V59L182 60L183 62V65L181 64V66L182 67H184V63L186 62V64L188 65V69L187 68H185V71H183V69L181 68V66L179 65V67L177 66V65H175V64H173V65H171L172 64V62L174 63L175 62V60L174 61H171V58H169L170 59V61L171 62H169L168 61V63H167V71H166V69H165V71H164V69L162 68L164 65H163V61H162V59H161V57L159 56V58H160V62L161 63H159V58H158V52L160 53V49H157V50H155L154 51V55L155 54H157V55H155V57H154V55L153 54H150V53H152V52H149V51H151V48L150 49H148V46L151 44L152 46H153V44H154V42L155 41H157V39H158V35H157V32H158V28H157V18H156V8H155V5L154 4H156V3H154V2H156L155 0H138V2H137V0H118V5H119V7L121 8V10H122V13H123V16L124 17H127L126 19H123V26L125 25V21L126 20H128V18H129V20L131 21H129V22H127L126 21V23H130V24H127L126 26H122V29L121 30H124V31H121V37H122V33H123V37H122V39H121V41L123 42L122 44H118V47H116L117 46V44L115 45V46H113V47H111V45L112 44H110L111 42H116V40L117 39H119V37L117 36V35H115V34H113V33H109V34H104V36H105V40H104V43H106L107 42V40L109 41V42H107V43H109V46L111 47V48H113V52H114V49H115V51H117L116 50V48L119 50V46H120V50L122 51H118L117 52V55L119 54V52H121L118 56L116 55V53L114 52H112L110 49V47L108 46V44L106 43L105 44V48L107 49V50H109V51H111V52H108V53H110L111 55H115V57H116V59L118 60V62L120 63V65H119V63L117 62V60H115V58H114V56H112V58L116 61V63H115V61H113L112 59V61L116 64H114L112 61H111V63H109V64H107V66L105 65V66H100L99 64H97V61H96V63L95 62H92V63H88L87 61H85L84 59L83 60H81L82 58H83V56H84V54H83V52L84 51H86L87 49H90V46H91V40H90V38H88V37H91L90 36V34L89 33H91V31L90 30H92V28H93V23H91V25L92 26H89L90 24V20H89V18H91V16H90V14H89V12H87V13H84L86 10L84 9V7L86 6V3H85V5L83 4V1H82V4L84 5H81V4H79V3H76L77 1L76 0H65V2L67 1V3H61L62 4V6H56V5H54L53 7L50 5L51 3L50 2H52V4L56 1V0H20V2L22 3H20L19 2V0ZM37 1L38 2H40L41 4H43L42 5V10L40 11V6H38V5H36L37 4ZM147 1H149V2H147ZM160 1V0H159ZM167 1V2H166ZM181 1V2H180ZM28 2V4H26ZM31 2V3H30ZM75 2V3H74ZM120 2H122V3H120ZM142 2H143V4H142ZM147 4H146V3ZM187 2H188V4H187ZM192 2H194V3H192ZM24 3V4H23ZM35 3V4H34ZM47 3V4H46ZM70 4V6H72V8L70 7V9L69 8H66V7H63V6H67L68 7V5ZM80 3H81V1H80ZM150 4V6H149V4ZM166 3V4H165ZM191 3V4H190ZM17 4H19V5H17ZM39 4V3H38ZM72 4V5H71ZM76 4H79V5H76ZM163 4V5H162ZM173 6H172V5ZM195 4V5H194ZM229 4V5H228ZM33 5V6H32ZM46 5L47 6H49V8H50V10L48 9V7H46ZM83 6L82 7V9L83 10H81V7H79V6ZM144 7H143V6ZM148 5V6H147ZM171 7H170V6ZM25 6V7H24ZM35 6V7H34ZM45 6V9L43 8ZM76 6H78V8L76 7ZM88 6V5H87ZM146 6V7H145ZM53 9H52V8ZM59 8V10L58 9H56V8ZM143 7V8H142ZM36 8V9H35ZM62 8H63V11H62ZM64 8H65V10L66 11H64ZM80 8V9H79ZM86 8H88V7H86ZM151 8H152V10H151ZM158 8H159V6H158ZM197 8V9H196ZM35 9V10H34ZM68 9V10H67ZM75 9L77 10V11H75ZM38 10V11H37ZM54 10V11H53ZM58 10V11H57ZM75 11V13H73L74 11ZM155 10V11H154ZM42 11H44V13L42 12ZM50 11V12H49ZM55 11H56V14H54L55 13ZM62 11V12H61ZM87 11H89V9L87 10ZM135 11V12H134ZM149 11H150V13H149ZM151 11H153V13H151ZM167 11V12H166ZM191 13H190V12ZM37 12V13H36ZM46 12H48V13H50L51 14V16H50V14H48V13H46ZM65 12V13H64ZM70 13L71 12V14H66V13ZM80 12V13H79ZM141 12V13H140ZM155 12V13H154ZM213 12V13H212ZM54 15H53V14ZM58 13L60 14V15H58ZM61 13H63V14H61ZM84 15H83V14ZM170 13V14H169ZM74 14V15H73ZM80 14H81V16H80ZM85 14H86V16H85ZM134 14V15H133ZM149 16H148V15ZM151 14V15H150ZM155 14V15H154ZM194 14V15H193ZM45 15V16H44ZM55 15H57L58 16V18H57V16H55ZM63 15V16H62ZM80 16V18H83L82 16H84V18H85V20H86V23L84 22L85 20L84 19H81V24L80 23H78V19H79V17L78 16ZM126 15V16H125ZM178 15V16H177ZM220 15V16H219ZM40 16H41V19H40ZM60 16V17H59ZM75 16H77L76 18H75ZM144 16V17H143ZM146 16H147V18H146ZM152 16V17H151ZM171 16V17H170ZM218 16V17H217ZM44 17V18H43ZM47 17V18H46ZM54 17V18H53ZM64 17H66V18H64ZM93 17V16H92ZM140 17V18H139ZM149 17H151V18H149ZM176 17V18H175ZM217 18L216 19V21H215V19L213 20V21H211L212 19H209V18ZM49 18V19H48ZM61 18H63V19H68L69 21H67L66 22V20H64L65 21V23H67V24H65L64 23V21L62 22L61 20H63V19H61ZM142 18H143V20H142ZM153 18V19H152ZM173 18V19H172ZM46 19V20H45ZM58 19H61V20H58ZM74 19H75V21H77V26L79 27V25H81V26H83L84 25V23L88 26V27H86V25L83 27V30H81V31H79L81 28H79V30H78V33H79V35H77L76 34V36H78V38L75 36V34L73 33V32H71V31H75V33H77L76 32V30L78 29L77 27H75L76 26V23H75V21H74ZM138 19V20H137ZM150 19V20H149ZM236 19V20H235ZM49 21L48 23L47 22H45V21ZM71 20V21H70ZM74 22H73V21ZM84 20V21H83ZM87 20H89V21H87ZM125 20V21H124ZM133 20V21H132ZM146 20V21H145ZM59 21H61L60 23H63V25L64 26H66V25H70L69 27H71V28H69L68 26H66V28L62 25V24H58L59 23ZM82 21H83V23H82ZM135 21V22H134ZM137 21H138V23H137ZM148 21H149V23H151V24H149L148 25ZM155 21V22H154ZM177 21V22H176ZM179 21H181V22H179ZM192 21V22H191ZM209 21L210 22H216L214 25H215V27H213V28H215V29H210V27H208V25L210 26V24H209ZM45 22V23H44ZM68 22L70 23V24H68ZM71 22L72 23H74V24H71ZM88 22V23H87ZM134 24H133V23ZM145 22V23H144ZM166 22H167V20H166ZM236 22V23H235ZM142 23V24H141ZM229 23H230V25H229ZM53 24V25H52ZM131 24H132V26H131ZM178 24V25H177ZM239 24V25H238ZM58 25H59V27H58ZM71 25H74V26H71ZM140 26V28H139V26ZM141 25H143V26H141ZM154 25H156V26H154ZM174 27H173V26ZM196 25V26H195ZM60 26H63L64 28H62V29H65L64 31L60 28ZM132 27V29H130V27ZM152 26H154V27H152ZM187 26V27H186ZM49 27V28H48ZM74 27V28H73ZM86 27V28H85ZM127 27V28H126ZM138 27V28H137ZM153 28V30H154V28H155V33H154V31L152 30V28ZM177 27H179V28H177ZM181 27V28H180ZM208 27V28H207ZM218 27V28H217ZM51 28V29H50ZM57 28H59V29H57ZM69 28V29H68ZM73 28V29H72ZM76 28V29H75ZM84 28L86 29V31H88L87 33L89 34V36L87 37L86 35H85V33H86V31H85V33H84ZM87 28H90L89 30L87 29ZM146 28V29H145ZM151 28V29H150ZM157 28V29H156ZM200 28H202V29H200ZM234 28H235V30H234ZM70 30L69 32L70 33H72V34H68V30ZM75 29V30H74ZM94 29V28H93ZM141 31H140V30ZM144 29V30H143ZM147 29H149V30H147ZM250 29V30H249ZM47 30V31H46ZM52 30V31H51ZM62 30V31H61ZM131 31V33L129 32V31ZM240 30H245L246 32H248L247 33V35H245V36H243V38H242V36L241 35H239L238 36V34H236L238 31H240ZM126 31V33H124ZM139 31V32H138ZM145 31V32H144ZM147 31V32H146ZM167 31H169L170 32V30H169V28H168V30ZM181 31V32H180ZM195 31V32H194ZM198 31V32H197ZM67 32V33H66ZM96 32H97V30H96ZM129 32V33H128ZM150 32H152V33H150ZM186 32V33H185ZM47 33H52L53 34V36H51V34H47ZM61 33V34H60ZM64 33V34H63ZM98 33V32H97ZM97 33H96V37L99 35H97ZM149 33H150V35H149ZM159 33V32H158ZM199 33V34H198ZM240 33H244V34H246L245 32H240ZM67 34V35H66ZM128 34H129V36H128ZM153 34H155V35H153ZM228 34V35H227ZM251 34V35H250ZM59 35V36H58ZM61 35V36H60ZM133 35V36H132ZM184 35V36H183ZM230 35V36H229ZM235 35V36H234ZM238 37H241L240 39H246V42L245 41H242V42H244L243 44H241L239 41H237L236 40V38H237V36ZM54 36L55 37H57V39L56 38H54ZM71 36V37H70ZM74 36V37H73ZM156 36V37H155ZM249 36V37H248ZM254 38H253V37ZM70 37V38H69ZM80 37H84L83 39L85 40H82V38H80ZM131 37V38H130ZM184 37V38H183ZM217 37V36H216ZM230 37H231V39H230ZM262 37V38H261ZM66 40H65V39ZM86 38V39H85ZM87 38L89 39V43L86 41L87 40ZM124 38V39H123ZM126 38H128V39H126ZM129 38H130V40H129ZM157 38V39H156ZM213 38H214V35H213ZM233 38V39H232ZM55 39V40H54ZM70 39V40H69ZM82 41V42H80V40ZM92 39V38H91ZM196 39H197V41H196ZM263 39V40H262ZM48 40V41H47ZM49 40H51V41H49ZM78 40V41H77ZM126 40V41H125ZM192 40V41H191ZM220 40H221V42H220ZM232 40V41H231ZM54 41V42H53ZM71 41V42H70ZM120 41V42H121ZM124 41L126 42V43H124ZM128 41H130V43L128 42ZM52 42V43H51ZM60 43V45L59 44H57V43ZM85 42V43H84ZM189 42V43H188ZM191 42V43H190ZM90 45H88V44ZM179 43H178V46H179ZM202 43V44H201ZM209 43V44H208ZM232 43V44H231ZM52 44H53V46H52ZM124 44H128L129 46H130V48L131 47H133V48H129L128 47V45H127V47L124 45ZM246 44V45H245ZM57 45V46H56ZM63 45V46H62ZM69 45V46H68ZM159 45V44H158ZM198 45V46H197ZM200 45V46H199ZM202 45V46H201ZM213 45V44H212ZM212 45H210V46H212ZM245 45V46H244ZM59 46H61V48L63 49V47L64 46H66V48H67V46L68 47H71V49H69L68 51H67V49L64 47V49H63V51L62 50H60L59 48ZM86 48H85V47ZM88 46H89V48H88ZM104 46V45H103ZM108 46V47H107ZM124 46V47H123ZM215 46V45H214ZM56 47V48H55ZM58 47V48H57ZM78 47V48H77ZM116 47V48H115ZM126 47V48H125ZM138 47V48H137ZM159 47V46H158ZM186 47V48H185ZM190 47H192V48H190ZM207 47V46H206ZM233 47V48H232ZM81 48L84 50V51H80L81 50ZM130 49V51H129V49ZM185 48V49H184ZM54 49V50H53ZM58 51V50H60V51H62L61 53H59V51L57 52L56 50ZM79 51V53H78V51ZM80 49V50H79ZM123 49H126V50H124V52H123ZM133 49V50H132ZM145 49V50H144ZM181 49V50H182ZM201 49V48H200ZM51 50H53V51H51ZM66 50V51H65ZM138 50V51H137ZM159 50V51H158ZM193 50L191 51V53L193 52ZM56 53H55V52ZM129 51V52H128ZM133 51V52H132ZM158 51V52H157ZM217 53H216V52ZM47 52H48V54H47ZM80 52H81V54H80ZM87 52H88V50H87ZM135 52V53H134ZM173 52V51H172ZM199 52V53H198ZM264 52V51H263ZM78 53V54H77ZM127 53H129L130 54V57H129V54H127ZM170 53V52H169ZM168 53V54H169ZM185 53H186V55H185ZM189 54V56H188V58H190V55L192 56V54ZM51 54V55H50ZM54 54V55H53ZM62 54V55H61ZM88 54V53H87ZM125 54H126V56H125ZM134 54V55H133ZM137 54V55H136ZM146 54V55H145ZM205 54H208V55H205ZM210 54V55H209ZM217 54V55H216ZM219 54V55H218ZM151 55V56H150ZM173 57H172V54H169V56H171L172 57V60L173 59H175L174 57H175V55L176 54H174L173 53ZM181 56H182V54H180ZM212 55V56H211ZM52 56V57H51ZM55 56V57H54ZM148 56H150V57H148ZM154 57V60L156 59V58H158V61H151V60H149V59H152L151 57ZM53 57H54V59H53ZM60 57V58H59ZM66 57V56H65ZM82 57V58H81ZM132 57V58H131ZM144 57V58H143ZM177 57V56H176ZM186 57V58H185ZM57 58H59L58 60H60L61 61V65H59V66H54V65H58V60H57ZM74 58H73V60H74ZM135 58H137V59H135ZM56 59V60H55ZM92 60H94V58L92 57L91 58ZM126 59V60H125ZM203 59V61H205ZM73 60H72V62H73ZM153 60V59H152ZM55 62V61H57L58 63L56 64V62H55V64H53V62ZM66 61V62H65ZM140 61V62H139ZM143 61V62H142ZM150 61L152 62V63H154V64H152V63H150ZM82 62H85V63H82ZM129 64H128V63ZM155 62H158V63H156L157 65H155ZM192 62V61H191ZM0 63H1V60H0ZM75 63V62H74ZM76 63V65L75 66H77L78 64L79 65H81L80 63H78L77 64ZM87 63V64H86ZM125 63V64H124ZM141 63V64H140ZM146 65H145V64ZM170 63V65H169V67L170 68H172V70L174 69V70H176L177 68H180L181 69V71H179V69H178V72H177V70H176V73H175V71L173 70V72H171V70L169 69V67H168V64ZM66 64V65H65ZM83 64H85L86 66H84L83 67ZM88 64H92V66L91 65H88ZM93 64H97V65H93ZM149 64V65H148ZM185 64V65H186ZM53 65V66H52ZM69 65V66H68ZM87 65H88V67H87ZM109 65V66H108ZM115 65V68L113 67ZM126 65V66H125ZM129 65V66H128ZM158 65H160V67H161V72H162V74H161V79L163 80V81H161V82H159L160 80H159V78H158V80L156 79V82L158 83V85H152V86H150V87H152L151 89L150 88H144V86L143 85H145V83H147L148 82V80H150L148 77L149 76H154V70H152L151 69V67L152 68H157V67H159ZM67 66V67H66ZM91 66V67H90ZM94 66H96V67H94ZM98 66H99V68H100V70L98 69ZM110 66L113 68V70L111 71V69L112 68H110ZM119 66H120V68H119ZM122 66V67H121ZM124 66V67H123ZM134 66V67H133ZM136 66V67H135ZM143 66H145L144 68H143ZM148 66V67H147ZM151 66V67H150ZM157 66V67H156ZM48 67H49V65H48ZM55 67V68H54ZM88 69L89 67L90 68H93L94 67V69L95 68H97V70H94L95 72L94 73H97V71H98V73L97 74H100V75H95L94 76V73L93 72H90V73H92L93 74V76H92V74H91V76H90V73L88 72V70L89 71H92L93 69H86V68ZM102 67V68H101ZM106 67H107V69H106ZM174 67V68H173ZM68 68V69H67ZM71 68H72V70H71ZM121 68H123L122 70H121ZM124 68H125V70H124ZM139 68V69H138ZM146 68V69H145ZM149 68L152 70V74H150V70H149ZM66 69H67V71H66ZM81 69V70H82ZM110 69V70H109ZM120 69V70H119ZM133 69V70H132ZM141 69V70H140ZM159 70H160V68H158ZM192 69V68H191ZM199 69L201 70L202 68H198L197 70H198V72H199ZM52 70V71H51ZM66 72H65V71ZM69 70H70V73H71V71L73 72L72 74H69V73H67V72H69ZM104 70V71H103ZM108 70V71H107ZM118 70V71H117ZM124 70V71H123ZM136 70H139V72L138 71H136ZM163 70V71H162ZM187 70V71H186ZM110 71V72H109ZM122 71V72H121ZM150 71V72H149ZM171 72V74H170V72ZM190 73H189V72ZM207 71V70H206ZM54 74H53V73ZM85 72H87V74L85 73ZM101 72V73H100ZM104 72V73H103ZM106 72V73H105ZM107 72H109V73H107ZM117 72V73H116ZM119 72H121L120 74H119ZM136 72V73H135ZM165 72V73H164ZM183 72H185L186 74H187V72H188V74H189V76H187L186 77V75L185 74H183ZM61 73V74H60ZM64 73H67V74H64ZM82 73V74H81ZM84 73V74H83ZM111 73V74H110ZM132 73V74H131ZM172 73H174L175 74V76H176V78L174 79L173 77V75H172ZM181 73H179V75L181 74ZM53 74V75H52ZM61 76H60V75ZM88 75V76H86V75ZM109 74V75H108ZM114 74H116V75H114ZM117 74H118V76L120 77V79H119V77L117 76ZM124 74H125V76H124ZM144 74H145V78H143V76H144ZM148 74H150V75H148ZM167 74V75H166ZM123 75V76H122ZM134 75V76H133ZM168 75H170V77H169V86H166V85H168L167 84V78H166V76H168ZM74 76H73V78H74ZM84 76H86L85 78H84ZM101 76V77H100ZM105 76V77H104ZM109 76V77H108ZM173 76V77H172ZM181 76V75H180ZM208 76V75H207ZM81 77H79V79H81ZM99 77V78H98ZM102 77H103V79H102ZM115 77V79H113ZM116 77H118V78H116ZM124 77V78H123ZM132 77V78H131ZM141 77V78H140ZM173 79H172V78ZM95 78H93V79H95ZM107 78V79H106ZM125 78H127V79H125ZM153 78V77H152ZM186 78H188L190 81H188V79L186 80ZM87 79H86V81H87ZM93 79H91V80H93ZM95 79V80H96ZM101 79V80H100ZM113 79V80H112ZM119 79V80H118ZM131 81H129V80ZM133 79V80H132ZM145 79H146V81H145ZM89 80V79H88ZM102 80H104V81H102ZM107 80L109 81V83H107ZM115 80V82H112V81H114ZM116 80H118V81H116ZM125 80V81H124ZM136 80V81H135ZM143 80H144V82H143ZM97 81V80H96ZM121 81V83H119ZM103 82H105V83H103ZM111 82L114 84V86H113V84H112V87H111ZM125 82V83H124ZM118 85H117V84ZM132 83V84H131ZM134 83V84H133ZM136 83V84H135ZM160 83V84H159ZM191 83H192V85H191ZM103 84V85H102ZM107 84V85H106ZM122 84L124 85L123 87H121L120 88V86H122ZM131 84V85H130ZM153 84H155V83H153ZM170 84H173L174 85V87H173V85H170ZM80 85V84H79ZM109 85V86H108ZM116 85V86H115ZM134 85V86H133ZM159 85H160V87H159ZM99 86V87H98ZM126 86H128V88H129V90H128V88L126 87ZM132 88H131V87ZM156 86H158L157 88H155ZM172 86V87H171ZM176 86V87H175ZM110 87V89L112 90H110V89H108ZM115 87V88H114ZM81 88H83V89H81ZM113 88H114V90H113ZM119 88H120V90H119ZM134 88V89H133ZM137 88V89H136ZM158 88H159V90H158ZM167 90H166V89ZM172 88V89H171ZM86 89H87V87H86ZM101 89H103V90H101ZM154 89V90H153ZM155 89H157V90H155ZM168 89H169V91L170 92H168ZM99 90V91H98ZM122 90V91H121ZM123 90H124V92H123ZM131 90V91H130ZM164 90V91H163ZM81 91H80V93H81ZM103 91V92H102ZM147 91V92H146ZM149 91H152V92H150V95H148V93H149ZM166 91V92H165ZM91 92V91H90ZM102 92V93H101ZM117 92H120V94L119 93H117ZM127 92V93H126ZM128 92H130V94L128 93ZM133 92V93H132ZM145 92H146V94H145ZM157 92H160V96H159V98H161V95H163V99H164V102H165V108H166V113H168V114H166L167 116V123L166 124H164V125H158V127H159V131L156 133V130L154 129V127L153 126H151V124H149V126H147V127H150V128H146V129H143V130H141V128H140V118L141 117H139V115L138 114H140V111L142 112V110H144V109H140V111L137 109V107L135 106V107H133L132 108V106H134V105H132V104H135V105H141L142 106V108H143V104L145 103V102H147L148 100V98L149 97H151V99H149V101H152V100H154V98H155V95L157 94ZM79 93V94H80ZM123 93V94H122ZM138 93H142V96L140 95V94H138ZM151 93H153V99H152V94ZM171 94V100H172V103H171V101H170V98L169 97H167V94ZM78 93H77V96L79 95ZM104 94H105V97H104ZM114 94H115V96H114ZM134 94V95H133ZM176 94H177V96H176ZM117 95V96H116ZM122 97V98H120V96ZM130 95H131V97H133V99L130 97ZM141 96V97H139V99H138V97L136 98V97H134V96ZM81 96H79V97H81ZM168 96H170V95H168ZM87 97V98H86ZM115 99H113V98ZM91 100V101H89V99ZM105 98V99H104ZM112 98V99H111ZM125 98V99H124ZM129 98H131L130 100H129ZM111 99V100H110ZM118 101H117V100ZM121 99V100H120ZM245 99H246V97H245ZM80 102H79V101ZM125 102H124V101ZM128 100V101H127ZM137 100H139L138 101V103H136L137 102ZM147 100V101H146ZM86 102V104H85V102ZM109 101V102H108ZM114 101H115V103H114ZM92 102V103H91ZM111 102V104H109ZM113 102V103H112ZM118 102V103H117ZM127 102H129V103H132V104H129L128 105V103ZM122 103V104H121ZM84 104V105H83ZM90 104H92L91 106H90ZM95 104V105H94ZM120 104V105H119ZM124 104V105H123ZM78 105V106H77ZM83 105V106H82ZM114 105V106H113ZM118 105V106H117ZM130 105H131V107H130ZM152 105V104H151ZM151 105H149V107L151 106ZM125 107V109L123 110V108ZM146 106V105H145ZM95 107H97V108H95ZM101 107V108H100ZM126 107H129V108H126ZM148 106L147 107H145V108H149ZM80 108H83V109H80ZM115 108V109H114ZM130 108H132L133 110H135V108H136V112L135 111H133L132 109H130ZM126 109H128V111L126 110ZM116 110V111H115ZM123 110V111H122ZM127 112H126V111ZM165 110V109H164ZM131 111V112H130ZM66 112H68V111H66ZM65 112V113H66ZM105 112V113H104ZM129 112V113H128ZM119 113V114H118ZM133 113V114H132ZM148 113V112H147ZM132 114V115H131ZM134 114H137V115H134ZM149 114V113H148ZM147 114V115H148ZM251 114V115H250ZM32 115V114H31ZM131 115V116H130ZM172 115H173V117H172ZM251 117H250V116ZM258 115H259V117H258ZM128 116V117H127ZM148 116H150V115H148ZM240 116V117H239ZM262 116V115H261ZM76 117H78L77 118V120L78 121H76V122H78V123H76L75 122V118ZM253 117H256L255 119H253ZM30 118H33L34 119V117H33V115H32V117L30 116ZM127 118V119H126ZM134 119V121H136L135 123H133V124H129L128 123V121H129V119ZM249 120V122L247 121V124L248 125H251V127H249L247 124H246V121L244 120ZM85 120H86V118H84ZM101 119V120H100ZM130 119V120H131ZM142 119H144V121L146 120L147 121V118H144V117H142ZM259 119V122H257V120ZM262 119V120H261ZM32 120V119H31ZM250 120H251V123H250ZM33 121V120H32ZM32 121H30V123H32ZM73 121H74V123H73ZM127 121V123H125ZM146 121H145V123H146ZM162 121H163V123L164 122H166L165 121V119H163L162 118ZM254 121H255V123H254ZM257 122V123H256ZM262 122V123H261ZM37 123V122H36ZM81 123V124H80ZM108 123V124H107ZM125 123V124H124ZM174 123V124H173ZM250 123V124H249ZM33 124V126H34V124H35V121L32 123ZM74 124V125H73ZM122 124H124V125H126V126H123V127H121V125ZM147 124V123H146ZM259 124V125H258ZM261 124V125H260ZM37 125V124H36ZM36 125H35V127H36ZM87 125V126H86ZM118 125H120V131L118 132V133H115L114 132V127L115 128H117V126ZM131 125V126H130ZM148 125V124H147ZM173 125H174V129H173ZM257 125V130H256V128L254 127V126H256ZM74 128H73V127ZM130 126V127H129ZM258 126H260L259 128H258ZM75 127H76V129H75ZM79 127V128H78ZM138 127H139V129H138ZM246 127V128H245ZM38 128V127H37ZM78 128V129H77ZM83 128V129H82ZM101 128V127H100ZM237 128L239 129V130H237ZM247 128H250V131L249 130H247ZM243 129V130H242ZM246 129V130H245ZM251 129H253V130H251ZM77 130V131H76ZM131 130H132V132H131ZM174 130H175V134H174ZM130 131V132H129ZM246 131V132H245ZM248 131V132H247ZM253 132V134L252 133H250V132ZM37 132V131H36ZM89 133H90V131H88ZM159 132H161V134L160 135H158V133ZM240 132V133H239ZM255 132H257V133H255ZM155 133V134H154ZM243 133V134H242ZM249 133V134H248ZM259 133V134H258ZM240 134V135H239ZM261 134V135H260ZM165 135H167V136H169V140H170V142H171V145H172V156L173 157H171L170 156V152L168 153V150L167 151H165L166 152V154L162 157V156H160V154H162L161 152H160V150H159V148H160V144H162V141H163V139L165 138ZM250 135V136H249ZM174 136V137H173ZM260 136H262L261 138H260ZM158 140H157V139ZM196 138V139H195ZM246 138V139H245ZM249 138V139H248ZM256 138H258V139H256ZM249 140V141H248ZM253 141V142H252ZM242 142V143H241ZM256 143V145H255V143ZM259 143V145H258V143ZM240 143L242 144V145H240ZM178 144H181L180 145V150H179V148H178ZM197 144V145H196ZM200 144V145H199ZM192 145H194V146H192ZM225 145H226V147H225ZM260 146V147H258V146ZM166 146H167V144H166ZM165 146V147H166ZM252 146V147H251ZM200 147H202V150H201V148ZM245 147V148H244ZM256 147V148H255ZM258 147V148H257ZM226 148V149H225ZM234 148V149H233ZM263 148V150H264V147H262ZM182 149H184V150H182ZM239 149H240V152H239ZM243 149V150H242ZM256 149H261V151H259V150H257V151H259V152H261V153H259V152H257L256 151ZM158 150H159V153H158ZM179 150V151H178ZM185 150H186V152H185ZM193 152H192V151ZM201 150V151H200ZM233 150V151H232ZM250 150H252V151H250ZM170 151V150H169ZM182 151H184L183 153H182ZM203 152V153H202ZM259 154H257V153ZM235 153V154H234ZM263 153V154H262ZM247 154V155H246ZM252 154V155H251ZM257 154V155H256ZM181 155H182V158H181ZM188 155V156H187ZM195 155V156H194ZM198 155H199V157H198ZM246 155V156H245ZM170 156V157H169ZM177 156V158L175 159V157ZM183 156H185V157H183ZM201 156L203 157V156H205V160H199L198 161V163L199 164H201L202 166H203V168H200V167H202L201 165H199L198 163H197V159H200L201 158ZM211 156V157H210ZM190 157V158H189ZM207 157V158H206ZM170 158V159H169ZM179 158V159H178ZM185 158H187V159H185ZM165 159H167L165 162H166V164H167V162L168 161H171L170 163V167H169V164L168 165H164L165 164V162H164V160ZM188 160V161H184V160ZM206 159H209V161L207 160L206 161ZM191 160V161H190ZM210 160H212V161H210ZM230 160H232V162L230 161ZM233 160H235L234 162H233ZM253 160V161H252ZM163 161V162H162ZM181 161H182V164L180 165V164H178L179 162L181 163ZM196 161V162H195ZM187 162V163H186ZM195 164H194V163ZM202 162H204L206 165H203V163ZM212 162V163H211ZM236 162V163H235ZM244 162V163H243ZM164 163V164H163ZM189 163V164H188ZM253 163V164H252ZM161 164H163L164 165V167L163 168H166V173H164L163 174V176H162V174H160V172H161V168L159 167V166H162ZM185 164V165H184ZM186 164H187V166L188 167H186V168H188V169H186V171H187V173H186V171H185V167H183V166H186ZM196 165L195 167H196V169H195V167L193 166L192 167V165ZM208 164H209V166H210V168H208L209 166H208ZM218 164H219V167H218ZM234 164V165H233ZM248 164V165H247ZM252 164V166L251 167H249L250 165ZM178 165H180V167H182V168H180ZM198 165H199V167H198ZM228 166L229 168H228V171H229V169H230V171H231V169H233V171L234 172H236V175H234V172H230L231 173V175H233V179H234V181H235V179H236V181H235V183H234V181L232 180L231 182H229V184H226V183H228L227 181H229L230 179H232V177L230 176V173L228 174V173H226V171H227V169L226 168H224V167H222V166ZM236 165V166H235ZM193 168H191V167ZM216 166V167H215ZM238 166V167H237ZM242 166V167H241ZM243 166H244V168H243ZM198 167V168H197ZM233 167H236V168H233ZM241 167V168H240ZM167 168H168V172H167ZM190 168V169H189ZM158 169V171H156ZM173 169H174V171L175 172H173ZM202 169H203V171H202ZM207 169V171H206V173H205V170ZM208 169H209V171H208ZM212 169H213V171H212ZM216 169H217V175H216ZM218 169H219V171H218ZM220 169H222V172H224L222 175H221V171H220ZM223 169H225V171H223ZM157 172V173H153V172ZM171 171V172H170ZM189 171V172H188ZM241 173H240V172ZM243 171H245L244 173H243ZM193 172V173H192ZM195 172V173H194ZM209 172H213V174H212V178L214 177V180H212V178H210V174H208ZM219 172V173H218ZM238 172H239V174H238ZM167 173H169V174H167ZM171 173V174H170ZM174 173V174H173ZM177 173H179V174H177ZM203 173V174H202ZM205 173V174H204ZM166 174H167V176H166ZM173 174V175H172ZM181 174V175H180ZM186 174V175H185ZM218 174H219V177H218ZM228 176L229 175V177H227L226 175ZM242 174V175H241ZM169 175V176H168ZM179 175H180V177H181V180H180V177H179ZM195 175H196V179H195ZM202 175H204V176H202ZM218 177V179L220 178V176H221V178H224L223 180H218L217 182H216V176ZM237 175H239V176H237ZM199 176V177H198ZM202 176V177H201ZM207 176H209V178L208 179H206L207 178ZM223 176V177H222ZM234 176H236V177H234ZM151 177V178H152ZM163 177V178H162ZM175 178V180H174V178ZM185 177V178H184ZM204 177V178H203ZM171 178H173V180L171 179ZM188 178V179H187ZM227 178L229 179V180H227ZM170 179V180H169ZM110 180H113V181H110ZM166 180V181H165ZM180 180V181H179ZM184 180V181H183ZM198 180V181H197ZM225 180H226V182H225ZM238 180V181H237ZM112 183V186H111V183ZM153 181H154V179H153ZM160 181V182H161ZM168 181H171L170 183L168 182ZM172 181L174 182L175 181V183L174 184H172ZM181 181H182V183H181ZM195 181H197V182H195ZM210 181V182H209ZM213 181H214V183H216L215 185L213 184ZM221 181H222V183H221ZM104 182H106V183H104ZM116 182V183H115ZM186 182V183H185ZM192 182V183H191ZM103 183V184H102ZM109 183V184H108ZM116 185H115V184ZM180 183V184H179ZM191 183V185H189ZM199 183V184H198ZM202 183V184H201ZM223 183H225V184H223ZM230 183H231V185H230ZM242 185H241V184ZM120 184V185H119ZM160 184V185H161ZM172 184V185H171ZM179 184V185H178ZM184 184H186V185H184ZM207 184V185H206ZM234 186H233V185ZM237 184V185H236ZM238 184H240V185H238ZM103 185H105V187H104V190H103ZM114 185H115V189H114ZM119 185V186H118ZM146 185V184H145ZM159 185V184H158ZM176 185V186H175ZM182 185H184V186H182ZM219 185H222V186H219ZM229 187H228V186ZM118 186V187H117ZM187 186V187H186ZM190 186V187H189ZM212 186H214V188L212 187ZM227 187L228 189V191H230V192H227V190L225 189V187ZM231 186V187H230ZM107 187H110L111 189H109V188H107ZM184 187V188H183ZM194 187V188H193ZM198 187H200V188H198ZM203 187V188H202ZM217 187V188H216ZM222 187V189L220 190L219 188H221ZM233 187H234V189H233ZM244 187V186H243ZM188 188V189H187ZM191 188V189H190ZM211 188V189H210ZM230 188V189H229ZM105 189L108 191H106L105 192ZM186 189V190H185ZM192 189H193V191H194V189L196 190V191H198L199 193H197L196 191H192ZM179 190H181V191H179ZM188 190V191H187ZM214 191V193H213V191ZM242 190V189H241ZM118 191V192H117ZM157 191V192H156ZM184 191H185V193H184ZM239 191V192H238ZM244 191V190H243ZM115 192V193H114ZM182 192V193H181ZM194 194H192V193ZM121 193V194H120ZM124 193V194H123ZM145 192L143 191V194H142V197H145L144 199H146L145 201L147 202H149L150 200H148L147 199V196H148V194H147V192L145 193V194H147V195H145L144 194ZM196 193V194H195ZM263 193V194H262ZM104 194V195H103ZM107 194V195H106ZM109 194V195H108ZM179 194V195H178ZM199 194V195H198ZM206 194H209V195H206ZM230 194L232 195V196H230ZM111 195H113V196H111ZM145 195V196H144ZM151 195H152V198H151ZM158 195V196H157ZM165 195V196H164ZM189 195H192V197L193 196H195L194 197V199H195V201L194 200H192L193 198L192 197H190ZM196 195L199 197V198H197L196 197ZM211 195V196H210ZM105 196V197H104ZM117 196V197H116ZM124 196H126V197H124ZM156 196H157V198H156ZM184 196V197H183ZM205 196V197H204ZM263 196V197H262ZM122 197L124 198V200H122ZM208 197H210V198H208ZM230 197H232V199L230 198ZM107 198L109 199V201L110 202H108L107 201ZM112 198V199H111ZM113 198H114V200H113ZM119 198V199H118ZM164 198V199H163ZM165 198H166V200H165ZM190 198V199H189ZM197 198V199H196ZM208 198V199H207ZM238 198V199H237ZM99 199H101V200H99ZM163 199V200H162ZM242 199H243V201H242ZM258 199V200H257ZM129 202H128V201ZM136 200V201H135ZM168 200V201H167ZM171 200L172 201H177V204H178V208H176L177 206V204H175V205H173L172 204V202H171ZM234 200V199H233ZM237 200L239 201L238 203H237ZM105 201V202H104ZM123 203H122V202ZM163 201V202H162ZM166 201H167V203H166ZM211 201H212V199H211ZM246 201V202H245ZM119 202V203H118ZM124 202H126V203H124ZM161 202V203H160ZM170 202V203H169ZM197 202V203H196ZM245 202V203H244ZM90 203V204H89ZM99 203V204H98ZM121 203V204H120ZM160 203V204H159ZM212 203V202H211ZM241 203V204H240ZM257 203H259V204H257ZM261 203V204H260ZM101 204V205H100ZM106 204V205H105ZM127 204V205H126ZM130 204V205H129ZM131 204H133V205H131ZM159 204V205H158ZM188 204H190V205H188ZM198 204V205H197ZM202 204H203V206L204 205H207L206 207L204 206H202ZM227 204H229L230 205V203H228L227 202ZM248 204V205H247ZM250 204V205H249ZM91 205H92V207H91ZM111 205H112V207H111ZM117 205H119V206H117ZM122 205V206H121ZM144 205H145V203H144ZM168 205H170V206H168ZM172 205V206H171ZM195 205H197V206H195ZM101 206L103 207V208H101ZM108 206V207H107ZM114 206V207H113ZM121 206V207H120ZM132 206L134 207V208H132ZM160 206V207H159ZM165 206H167L166 207V209H164L165 208ZM180 206V207H179ZM195 206V207H194ZM199 206H200V208H199ZM253 206H254V208H253ZM259 206V207H258ZM118 207V209H116ZM145 207V208H144ZM186 207V208H185ZM188 207V208H187ZM191 207H192V209H191ZM196 209H194V208ZM199 209H198V208ZM203 207V208H202ZM249 207V209H250V211L249 210H246L247 208ZM258 207V208H257ZM91 208V209H90ZM99 208V209H98ZM107 210H105V209ZM119 208H121V209H119ZM130 208H132V209H135V211L134 210H130V211H127L126 212V210H129ZM154 208H156V209H154ZM176 208V209H175ZM240 208V209H239ZM89 209V210H88ZM94 209V210H93ZM115 209V210H114ZM125 209V210H124ZM151 209V210H150ZM187 209H188V212H187ZM190 209V210H189ZM203 209V210H202ZM251 209H253V210H251ZM77 210H78V207H77ZM87 210V211H86ZM103 210H104V213H103ZM118 210V211H117ZM150 212H149V211ZM167 210V211H166ZM172 210H173V212L174 213H172V216L170 217L169 216V213L170 212H172ZM175 210V211H174ZM181 210V211H180ZM186 210V211H185ZM245 210H246V212H245ZM100 211V212H99ZM110 211V212H109ZM112 211V212H111ZM120 211V212H119ZM123 211V212H122ZM159 211V212H158ZM198 211H200V214H199V212ZM207 211V212H206ZM229 211V212H228ZM230 211H233V212H231L230 213ZM242 211V212H241ZM248 211V212H247ZM91 212V213H90ZM106 212H109V213H106ZM117 212H119V213H117ZM128 212H130V213H128ZM131 212H133V213H131ZM143 212V213H142ZM146 214H145V213ZM152 212V213H151ZM153 212H155L154 214H153ZM161 212V213H160ZM167 212H169V213H167ZM196 212V213H195ZM244 212V213H243ZM80 213V214H79ZM87 213H89V215H87ZM93 213V214H92ZM97 213V214H96ZM112 213V214H111ZM123 213H125V214H123ZM135 213V214H134ZM141 213V214H140ZM246 213V214H245ZM248 213V214H247ZM148 214L150 215V217L148 216ZM158 214V215H157ZM194 214H197L198 216H200V217H198V216H196V215H194ZM210 214H212V215H210ZM230 214L232 215V217L230 216ZM233 214H234V216H233ZM243 214H244V216H243ZM107 215H108V218H106L107 217ZM123 215V216H122ZM129 215V216H128ZM135 215V216H134ZM137 215V216H136ZM142 215V216H141ZM164 215H165V218H164ZM182 215V216H181ZM186 215V216H185ZM206 215H207V217H209V220H208V218L206 217ZM104 216H105V219H104ZM128 216V217H127ZM131 216V217H130ZM158 216V217H157ZM163 216V217H162ZM173 216L176 218V220H177V222H178V224L180 225H182V226H179L178 224H176L175 225V223H173ZM204 216V217H203ZM215 216V217H214ZM230 217V219H229V217ZM81 217V218H80ZM85 217V218H84ZM94 217V218H93ZM125 217V218H124ZM158 219H157V218ZM161 217V218H160ZM168 217V218H167ZM170 217V218H169ZM196 217H198V218H196ZM202 217H203V221L201 220L202 219ZM101 220H100V219ZM119 218H120V220H121V222H120V224H119ZM128 218V219H127ZM130 218V219H129ZM133 218H135L134 220H133ZM141 218V219H140ZM164 218V219H163ZM172 218V219H171ZM211 218H212V220H211ZM259 218V217H258ZM84 219V220H83ZM107 219L109 220V222L107 221ZM112 219V220H111ZM117 219V220H116ZM138 219V220H137ZM179 219V220H178ZM193 219H195L194 221H193ZM204 219H205V221H204ZM213 219H214V222H215V220H216V222L214 223V224H210V222L211 223H213ZM256 219H257V217H256ZM91 220V221H90ZM117 222H116V221ZM119 220V221H118ZM142 220V221H141ZM148 220V221H147ZM165 220H167L166 222H165ZM182 220V221H181ZM199 220V221H198ZM206 220H207V222H206ZM259 219H257L256 221L257 222H255V223H251V222H249V223H243V222H241L240 224H238V223H236L237 225H236V229H238V231L236 230V236L239 238V233H240V231L243 229L242 227H244V229H246V227L247 228H249V226H253V227H250V228H252V230L255 228V230L254 231H252V230H250L249 231V235H251V236H259L260 235V240H263L264 241V233H260V231L262 232V227H260V226H264V225H260V223H262L261 222V220L260 221H258ZM83 221V222H82ZM104 221H105V223H104ZM123 221H124V223H123ZM136 221H139V222H136ZM164 221V222H163ZM169 221H171V223L169 222ZM264 221V220H263ZM89 222V223H88ZM91 222V223H90ZM100 222V223H99ZM112 222H114V223H112ZM118 223L117 225H116V223ZM163 222V223H162ZM194 222V223H193ZM201 222V223H200ZM203 222H205L206 223V227L207 228H205V225H204V223ZM209 222V224H210V226L211 227H209L208 228V226H209V224H208V226H207V223ZM220 222H222V221H220ZM105 225H107V226H105ZM112 223V224H111ZM123 223V224H122ZM127 223V224H126ZM128 223H130L129 224V226H127L128 225ZM219 223V224H218ZM230 223V222H229ZM91 226V227H89V225ZM102 224V225H101ZM109 224V225H108ZM111 224V225H110ZM115 225V226H113L112 227V225ZM143 224V225H142ZM166 224V225H165ZM171 225V227H170V225ZM196 224V225H195ZM201 224V226H199ZM204 226H203V225ZM216 224V225H215ZM231 224V223H230ZM233 224V223H232ZM242 224V225H241ZM245 224H247L246 226H245ZM249 224V225H248ZM254 224V225H253ZM263 224H264V222H263ZM73 225V226H72ZM88 225V226H87ZM100 225V226H99ZM137 225V226H136ZM149 225V226H148ZM155 225H157L158 227H157V229H156V226ZM161 225H162V227H161ZM212 225H214V226H212ZM104 226V227H103ZM117 226V227H116ZM120 226V227H119ZM174 226H175V228H176V226H177V228L179 229V230H177L178 231V233L177 232H175L174 231ZM203 226V227H202ZM218 226V227H217ZM257 226V227H256ZM259 226V227H258ZM108 227V228H107ZM111 227H112V230H115V228H116V232L114 233V231H112L111 230ZM115 227V228H114ZM124 227V228H123ZM142 227V228H141ZM170 227V228H169ZM181 227V228H180ZM191 227H192V229H191ZM205 230V229H208V230H202V228ZM2 228V227H1ZM72 228V229H71ZM79 228V229H78ZM131 228V229H130ZM150 228V230H148ZM165 228H166V230H165ZM169 228V229H168ZM171 228H173V229H171ZM210 228L212 229V231L210 232ZM222 228V227H221ZM239 228H240V230H239ZM259 228H260V230H259ZM92 229V230H91ZM108 229V230H107ZM136 229V230H135ZM140 229V230H139ZM156 229V230H155ZM159 229V230H158ZM162 229V230H161ZM180 229H182V230H180ZM200 229H201V231H200ZM218 229H219V232H218ZM243 229V230H244ZM85 230H87V231H85ZM124 230V232H122V231ZM130 230V231H129ZM132 230V231H131ZM140 231V233H138L139 231ZM141 230H143V231H141ZM194 230V231H193ZM196 230V231H195ZM217 230V231H216ZM3 231V230H2ZM81 231V232H80ZM88 231H90V232H88ZM93 231V232H92ZM94 231H96V232H94ZM99 231V232H98ZM112 231V232H111ZM151 231V232H150ZM153 231H155V233L153 232ZM164 231H166V232H164ZM170 231H172L171 233H169ZM188 231V232H187ZM192 231V232H191ZM204 231V232H203ZM208 233H207V232ZM216 231V232H215ZM257 231V232H256ZM259 231V232H258ZM88 234H87V233ZM119 232V233H118ZM135 232V233H134ZM147 234H146V233ZM156 232H158V234L156 233ZM186 232H187V234H186ZM193 232H196V233H193ZM214 232V233H213ZM218 232V233H217ZM239 232V233H238ZM252 232V233H251ZM257 234H255V233ZM4 233V232H3ZM93 233V234H92ZM94 233H95V235H94ZM100 233V234H99ZM103 233V234H102ZM137 233V234H136ZM248 233V232H247ZM86 234V235H85ZM99 234V235H98ZM111 234V235H110ZM113 234H114V236H113ZM126 234V235H125ZM166 234V235H165ZM193 234V235H192ZM197 234H199V236L196 235ZM202 234H203V236H202ZM206 234V235H205ZM95 237H94V236ZM119 235V236H118ZM123 235V236H122ZM151 235V236H150ZM152 235H155V236H152ZM189 235H190V237H189ZM215 235V234H214ZM5 236V235H4ZM87 236V237H86ZM91 236V237H90ZM98 238H97V237ZM102 238H101V237ZM104 236V237H103ZM110 236H112L111 238H110ZM126 236V237H125ZM131 236V237H130ZM146 236H148L147 238H146ZM167 236H169V237H167ZM201 236V237H200ZM206 236V237H205ZM209 236V237H208ZM81 237V238H80ZM86 237V238H85ZM92 237H94V238H92ZM100 237V238H99ZM130 237V238H129ZM144 237V238H143ZM151 237H152V239H151ZM157 237V238H156ZM188 237V238H187ZM91 238V239H90ZM109 238L111 239V240H109ZM116 238H118V239H115ZM122 238V239H121ZM132 238V239H131ZM154 238V239H153ZM164 238V239H163ZM169 238V239H168ZM170 238H171V240H170ZM179 239H182L180 236L178 237ZM194 238V239H193ZM207 238V239H206ZM238 238H236V239H238ZM8 239V238H7ZM123 239H124V242H123ZM125 239H127L126 241H125ZM145 239V240H144ZM148 239H149V241H148ZM151 239V240H150ZM160 239H162V243H163V246L161 245L162 243H158V241L157 240H160ZM187 239V240H186ZM10 242H11V240L10 239H8ZM115 240V241H114ZM121 240V241H120ZM153 240H154V242H153ZM197 240V241H196ZM97 241V242H96ZM105 241V242H104ZM115 243H114V242ZM129 241V242H128ZM204 241V242H203ZM240 241V239H238V240H236V243H238ZM85 244H84V243ZM107 242H109V243H111V244H109V243H107ZM119 244H118V243ZM122 242V243H121ZM131 242L133 243V244H131ZM160 242V241H159ZM164 242H166L168 245L166 246V245H164ZM12 243V242H11ZM83 243V244H82ZM97 243V244H96ZM102 243V242H101ZM106 243V244H105ZM116 243H117V245H116ZM124 243V244H123ZM158 243V244H157ZM165 243V244H166ZM192 243V242H191ZM199 243V244H198ZM205 245H204V244ZM206 243H207V245H206ZM109 244V245H108ZM145 244V245H144ZM189 246V248H188V246ZM203 244V245H202ZM84 245V246H83ZM130 245H132L133 246V248H131L132 246H130ZM157 245V246H156ZM170 245V247L172 248H170V247H168ZM94 246V247H93ZM96 246V247H95ZM116 246V247H115ZM123 246V247H122ZM142 246H143V249H142ZM145 246V247H144ZM146 246H150L149 248L147 247L146 248ZM160 247V249H159V247ZM206 246V247H205ZM12 247H13V244H12ZM97 247H98V249H97ZM113 247V246H112ZM122 247V248H121ZM113 248V249H114ZM123 248H124V250H123ZM161 248H164L165 250H163V249H161ZM185 248H187V249H185ZM120 249V250H119ZM136 249V250H135ZM138 249L140 250V253H139V251H138ZM168 249H170L171 251H169ZM14 250V249H13ZM83 250V251H82ZM95 250L97 251V252H95ZM100 250V249H99ZM135 250V251H134ZM168 250V251H167ZM189 250V251H188ZM209 248L207 249V253H209ZM261 250H262V248H261ZM113 250L111 249V252H112ZM121 251V252H120ZM122 251L124 252V253H122ZM161 251V252H160ZM165 252V254H163V252ZM75 252V253H74ZM93 252H95V253H93ZM117 252V253H118ZM127 252H128V250H127ZM142 252V253H141ZM153 252H151V253H153ZM171 252L173 253V255L171 254ZM203 252V253H202ZM82 253V254H81ZM86 253H88V254H86ZM97 253V254H96ZM145 253V252H144ZM161 253V254H160ZM206 253V254H207ZM99 254V255H98ZM142 254V255H141ZM163 254V255H162ZM202 255V257L203 258H205V260L203 261L202 259V257H201V255H200V257H197V264H204L205 262H206V264H211L212 263V260H209L210 259V257L209 256H207L206 254V256L205 255ZM16 255V254H15ZM111 255H112V253H111ZM209 255V254H208ZM85 256H86V258H85ZM92 258H90V257ZM96 256V257H95ZM100 256V257H99ZM124 256H125V260L123 259L124 258ZM189 256V257H188ZM198 256V255H197ZM78 257H79V259H80V257H83V258H81L80 260L78 259ZM89 257V258H88ZM127 257V258H126ZM134 257H136V259H138L139 260V262H138V260H136L135 261V258ZM206 257H207V259H206ZM209 257V258H208ZM121 258V259H120ZM128 258H129V260H128ZM177 258V257H176ZM190 258V259H189ZM199 258V259H198ZM202 258V259H201ZM73 259V260H74ZM96 259H98L97 261H96ZM118 259H119V261H118ZM123 259V260H122ZM134 259V260H133ZM144 259L145 258H143L142 260L144 261ZM211 259H212V256H211ZM85 260H87L86 262H85ZM121 260V261H120ZM130 260H133V261H130ZM199 260V261H198ZM78 261H79V263H78ZM93 261V262H92ZM125 261L127 262V263H125ZM129 261V262H128ZM149 261H150V259H149ZM209 261H211V263L208 262ZM239 261L241 262V263H239ZM242 261H243V263H242ZM130 262H132V263H130ZM245 262V263H244ZM190 263H188V264H190ZM248 263V260L247 259H243V257H241V259H238V260H236V264H247ZM143 264V263H142ZM192 264V263H191ZM213 264H214V261H213Z\"/></svg>", "mask_w": 264, "mask_h": 264}, {"label": "water", "instance_id": "obj_3", "mask_svg": "<svg viewBox=\"0 0 264 264\" xmlns=\"http://www.w3.org/2000/svg\"><path fill=\"white\" fill-rule=\"evenodd\" d=\"M0 264H21L14 253L12 243L4 236L0 226Z\"/></svg>", "mask_w": 264, "mask_h": 264}]
</instances>
